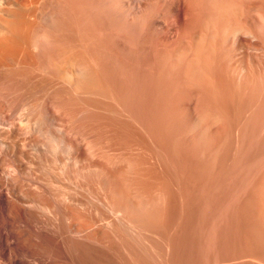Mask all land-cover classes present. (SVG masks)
Listing matches in <instances>:
<instances>
[{"label": "rangeland", "instance_id": "1", "mask_svg": "<svg viewBox=\"0 0 264 264\" xmlns=\"http://www.w3.org/2000/svg\"><path fill=\"white\" fill-rule=\"evenodd\" d=\"M3 1H5V0H3ZM8 1V0H7ZM10 1V0H9ZM8 1V2H9ZM21 2H22V0H20ZM23 1H28L27 3L26 2H23L24 3V6L26 5V10H28L29 9V12H33V13H35L34 11H36L37 13H39V12H41V13H39L38 14V16L40 17V14H41V18L42 17H44V18H40V20H39V18H38V20L41 22H43V21H46L45 22V24H44V22L43 23H41L40 25L41 26H38V23H40V22H33V23H35V25L33 24V23H30V21H28V17H26L25 18V16H27L26 14H28V12H25L26 10L24 9V8H22L24 11H21V10H17V13L16 14H21L22 16H19V14H18V18L16 17H14L13 19V23L12 24H14L13 26H12V24H11V22H12V19H11V22L9 23V26H11L10 28H12V29H10V30H12V33H10L9 32V34H8V36H6L7 37V39H3V38H6L4 35V37L2 38L1 36H2V33H0V45H2V46H0V48L2 49V51H3V56H2V58L4 57V59H7L6 57H8V54H9V51L11 52V50L12 49H18V48H16V47H18V46H20V44H22V42L24 43V38H27L26 39V41L25 42H27V40H29V38H31L32 37V35H34V31H35V29L37 28V26L38 27H40V28H42V29H44V32L45 31H48V32H45V33H47V34H50L51 36H53V33H54V30L56 31L55 32V37H58L59 38V41L60 42H62V38L64 39L65 37L64 36H66L67 35V38H65V39H67V41H68V39H71L70 41L73 43V41H74V45H73V47H72V44H71V42L70 41H68L69 43H67V41L64 39L63 40V43H64V41H66V44L64 43H62V44H60V42L58 41L57 43L55 42L54 44L53 43H51V44H53V45H49L48 43L46 44V46H45V49H46V47H47V49H46V51L50 48V50H48L47 51V53H50V51L52 50H54V51H58L59 53H60V56H61V51L63 50H65V47L64 46H66V51H69V48L70 47H68V45H71V51L72 52H78V49L80 48V46L77 44V43H80V40H77V38H79V27L81 26V23H79L77 20H78V18L80 19V17L82 18V16H80V14H79V12H80V10L82 9V8H80V7H82V5L80 4L81 2H82V0H76V1H74V0H68V2H67V0H65L64 2H63V0L61 1V0H37V2L36 3H34L36 0H23ZM44 3H43V2ZM72 1V2H71ZM79 3H78V2ZM108 1L111 3H109L108 4ZM89 0V7H90V10H89V18H90V20H89V24H88V27H90L91 26V24H92V26H91V28H88L89 30V43H88V47H91V48H88V52L86 51V53L89 55V56H87L86 57V55H85V63H83L84 65H83V67H84V69L86 70V72L89 70L90 72L92 71V70H96V74H99L98 76L99 77H101V79L103 80L102 82H104V85H105V87H107L106 89H105V91H104V94L102 93V96H98V98L99 99H97V97H95L96 95H80V94H82V93H78V92H74V91H76L72 86H71V84H69V83H67L69 80H67L66 81V79H67V77H65V75L63 76V73H61L62 71L60 70V69H62L63 68V66H61L60 67V65H62V64H64V62H62V59H60V60H56L54 63L57 65H59V68L58 69H56L57 71H53L54 73L52 74V76L51 75H49V77H48V79L45 77V79H43V78H41L42 76H40L39 77V75H37L39 72H38V70H37V68H39V65H40V59L36 56V55H34L33 57H27V58H25L24 60L22 59V58H20V57H16V59H18L19 60V64L21 65V66H23V67H25V66H27L28 67V69L25 67L24 69H23V67H21L19 64H18V61L16 62L17 64H18V66L17 65H15V67H13L11 64H9L8 66H10L11 67V70L9 69L8 70V68H10V67H8L7 69H6V71H8V72H6V71H4L3 72V75H4V73H5V75H4V79L2 80V79H0L1 80V82H2V84H0V89H1V92H0V97H2L3 95H5V96H3L2 98L3 99H1L0 98V104L2 105H0L1 107H0V130H1V132L2 131H6V130H8L9 128H10V124L11 123H17V125H19L20 127H23V128H25V127H27V126H29V129H30V133L29 134H27L26 135V137L29 139V140H33V145H32V143H30V142H32V141H29L28 139H27V141H26V143H27V145L28 146H26L25 148H24V150H25V152H27L28 153V151H29V154H27L26 156H25V159H24V163L25 162H27V163H25V164H27V167H28V169H27V172L29 173L30 171H31V169L32 168H34L35 167V169H33V171L34 172H36V173H32L31 174V176L34 174H36V175H40L41 177H42V175H43V178H48L49 176L47 175L48 174V172H49V174H51L52 172H56V174L55 175H57L58 177L59 176H61L60 178H66L69 174L70 175H72V174H75L76 173V175H78L79 176V172H74L73 173V168L71 167V165H69V164H64L65 162L67 163V158L69 157V153L67 152L68 150L65 148V146L63 145H59L58 144V141H56L55 139H54V137L51 135L52 134V129H53V127H51L52 125L54 126V128H56V129H61L62 127H64V126H66L68 123V125L66 126L68 129H73L72 130V132L73 133H77V134H75V135H77V137L78 138H81L82 139V135L84 134V136H83V138H85V137H87L88 135H90V133H91V130H92V132L94 131L95 132V130H93V129H95V127H94V125H93V123H96V120H98L97 118H101L102 117V121L105 123L104 124V133H106V135H105V137H106V140H107V142H109V144L110 145H112V147H116V149H119L116 153H118V154H120L119 152L121 151V149L120 148H122V150H124V148H125V150L121 153V155H119V161L117 162V161H115L116 159L118 160V157H116L115 158V156H110L109 155V157H111L112 159H113V157L115 158V159H111V158H109V161L111 160V162L113 161V166L114 167H116V168H114L113 166L111 167L110 165V163H109V166H110V168L112 169L113 168V172L115 171V172H118V171H116L117 169L120 171L121 169H128L127 170V172H129V173H131V174H133V175H131L130 174V177L131 176H134L135 175V179L133 180V181H135L136 183L135 184H137L138 183V181H139V183L137 184V185H140L139 187L137 186V185H134V182L131 180V178H130V180L133 182V184H132V182L131 181H129V180H127V181H129V182H125V181H122L121 183V185H123V187H125L124 189H126V183H128V187H127V189L131 186V187H133V189H135V187L137 188H139V189H142L143 191L145 190L144 188L146 187H150L149 189H150V191H149V189L147 188L146 189V192H147V190L149 191L148 193H147V195H152V196H146V192H142V190H141V192H139V189L137 188V189H135L136 191L138 190V193H136V195L133 193V192H131L132 194H131V197H130V202L128 201V203H130L131 204V206H132V203H133V201H139L140 203L141 202H144L145 201V203L143 204V205H145L146 206V198L148 199L147 201L150 203V204H152V207L153 206H155V207H153V208H155V209H153L152 207V215H151V217H153V219H147V218H145V214H143L144 215V217H142L141 216V214L139 215V217L137 216L138 215V213L136 214V212L132 215V211L131 212H129L127 215H128V217H127V215L125 216V217H123V216H121V222L123 221V223L125 224V222H127V224H129V225H132L133 226V224H135L137 227V230H136V228H135V230H134V232L135 233H133L131 236L130 235H128L126 232H125V234H127V235H124L123 236V238H124V240H118V239H116V240H118V241H116L115 239L114 240H112V239H109V242H108V244L106 243V247L104 248V246H103V248L105 249V250H103V248L102 247H99V246H97V245H95V247H92V246H94V244H87L88 245V247H87V245H85V246H83V250H81L80 249V253H79V251L77 252V253H73L71 256H72V259L70 260L71 261V263L73 262V260H74V262H73V264L75 263L76 264V262L77 261H79V262H77V264L79 263V264H133V262H134V264H264V218H262L261 219V217H264V178H263V176H264V122H263V120H262V124L261 123H259L260 121H261V118L262 119H264V116H261V115H264V112H263V110L264 109H261L262 110V113L261 112H258V111H261V110H259V107H254V106H260V104H261V102L262 103H264V99H263V94L261 95L262 96V98L261 97H258L259 95H260V92L258 91V93H259V95H257L258 93L255 91H251V92H249V91H247L248 93H250V94H248L247 92L246 93H244L243 94V96L242 97H240L239 99H238V97L237 96H234V95H231L232 94V90H233V85H232V81L231 82H228L227 80H229L230 81V76L231 75H229V74H223V75H220V79H215L214 77L212 78L211 76H209V74L207 75V74H198L199 72H196V74H198L199 76H201V77H199V76H197L196 77V74H193L192 73V70H191V72H190V69L188 70V75H186L185 76V78L184 77H178V76H176L177 77V79L179 78V80L181 79V80H184L185 82H183V81H179V80H177V79H175L174 78V76L172 77V79L170 78L169 79V77L168 78H166V85L164 86L163 84V81H162V78L160 79V77L157 75V70L155 69V67L157 68V67H159V66H156V62H155V60H154V57L153 56H155V53L153 54L152 53V49H151V51H150V49H148V48H146L147 49V51L145 50V52H148V53H146V57L148 58V56H149V58L151 57L152 58V60H151V58L149 59V61H145V60H139L138 62H137V60H136V53H134V51H135V49L134 48H129V51H133V52H127V50H125L124 51V47L122 46V45H125V44H123L124 42H126V46H127V49H128V47H132L131 45V42L129 43V38L130 37H132V38H130V40H134V37L136 36V34H138L139 32H141L142 31V29H143V27H145L147 24L145 23V22H147L148 20L147 19H149V17L147 18V17H145L146 19H144L145 20V22H144V20H142V22H141V24H137V21L133 18V8L132 7H128V5H126V3H128V2H130L131 0H118V2H115V4H114V2H113V0ZM114 1H117V0H114ZM120 1V2H119ZM194 1V15H195V17H197L198 16V18H196V19H203L204 18V15H206V13H207V11H209L208 10V7H209V5H208V2H207V4H206V0H193ZM199 3H198V2ZM205 1V2H204ZM6 2V1H5ZM34 3V5H33V3ZM40 2V4H38ZM59 2V3H58ZM91 2V3H90ZM100 2H101V4H100ZM102 2H103V4H102ZM106 2V3H105ZM131 2H133V0L131 1ZM197 4H196V3ZM29 3L31 4V5H29ZM48 5H47V4ZM68 3V4H67ZM69 3H71V4H69ZM28 4V5H27ZM44 4V5H43ZM45 4H46V6H45ZM73 4V5H72ZM76 4H78V5H76ZM114 4V5H113ZM118 6H117V5ZM5 5H7V3L5 4ZM35 5H36V7L37 8H34L35 7ZM42 5V6H41ZM68 5V8L70 7L71 8V10H70V8H69V10L67 9V6ZM72 5V6H71ZM99 5V6H98ZM102 5V6H101ZM106 5H108V6H106ZM113 5V6H112ZM126 5V6H125ZM199 5V6H198ZM200 5L202 6V7H200ZM204 5V6H203ZM30 6V7H29ZM78 6V7H77ZM111 6V7H110ZM122 7L123 8V10L120 8V7ZM155 7L153 8V9H155L157 6L156 5H154ZM208 6V7H207ZM28 7V8H27ZM40 7V8H39ZM47 7H48V9H47ZM73 7V8H72ZM98 7V8H97ZM105 7V8H104ZM197 7H199V8H197ZM34 8V9H33ZM41 9V8H44V9H42V11L41 10H39V9ZM107 8V9H106ZM112 8L114 9V10H116V11H114V10H112ZM129 8V9H128ZM132 8V9H131ZM204 8V9H203ZM33 9V10H32ZM38 11H37V10ZM74 9V10H73ZM120 11H119V10ZM158 8H156L155 9V11L157 12V11H159V10H157ZM196 9H198V10H196ZM206 9V10H205ZM54 11L53 13H55L54 15L56 16H54L53 14H50V12L49 11ZM92 10H93V12H92ZM107 10V11H106ZM108 10H109V12H108ZM129 10V11H128ZM130 10H132V11H130ZM201 10V11H200ZM203 10H204V12H203ZM19 11V12H18ZM44 11H46V13H47V16H46V13L44 12ZM48 11V12H47ZM51 11V12H52ZM71 11V12H70ZM75 12V13H73V12ZM82 11V10H81ZM101 13H100V12ZM104 11V12H103ZM106 11V12H105ZM111 11L112 12H114V13H111ZM122 11H123V13H122ZM154 11V10H153ZM152 11V12H153ZM154 11V12H155ZM197 11V12H196ZM23 12H25V13H23ZM68 12H69V14H68ZM78 12V13H77ZM91 12V13H90ZM117 14H116V13ZM121 12V13H120ZM126 12H129L128 14L126 13ZM132 12V13H131ZM151 12V13H152ZM155 12V13H156ZM197 14H196V13ZM200 12V13H199ZM202 12V13H201ZM206 12V13H205ZM25 14V15H23V14ZM36 13V14H37ZM45 13V14H44ZM74 14L73 16L75 17V15H76V20H72V19H75V18H73L72 17V19H70V17H69V15L70 14ZM80 13H82V12H80ZM93 13H96V14H93ZM100 13V14H99ZM102 13H103V15H102ZM107 13H110V14H107ZM151 13H149L151 16L153 15V13L151 14ZM154 13V14H155ZM160 14H161V12H159ZM159 13H156V14H158L156 17H158L159 16ZM43 14V15H42ZM58 14V15H57ZM79 14V15H78ZM93 14V15H92ZM113 14V16H111ZM114 14H116L115 16H114ZM125 14L127 15V16H125ZM148 14V15H149ZM155 14V15H156ZM65 15V16H64ZM66 15H68V16H66ZM77 15L78 16H80V17H78L77 18ZM82 15V14H81ZM107 15H108V17H107ZM118 15V16H117ZM149 15V16H150ZM200 15V16H199ZM203 15V16H202ZM54 16V17H53ZM70 16H72V15H70ZM101 16H103V17H101ZM122 16H123V18H122ZM203 18H202V17ZM22 17H24V18H22ZM51 17V18H50ZM59 17V18H58ZM67 17H69V21H68V18ZM105 17H107V18H105ZM110 17V18H109ZM118 17V18H117ZM120 17H121V19H120ZM55 18H56V20H55ZM58 18V19H57ZM62 18V20H60ZM64 18V19H63ZM113 18V19H112ZM115 18V19H114ZM127 18V20H128V23H126L127 22V20H125V19ZM27 21H26V20ZM52 19V20H51ZM91 19H92V21H91ZM129 19H130V21H129ZM200 19V20H201ZM37 20V21H38ZM52 21V23H51V21ZM59 21V23H58V21ZM65 20V21H64ZM72 22H71V21ZM81 20V19H80ZM94 20H96V22L94 21ZM117 20V23L115 22ZM17 21H18V23H17ZM19 21H22V22H19ZM49 21V22H48ZM62 21V22H61ZM78 22L79 24H80V26L78 27L77 25H75V23H74V26H76V27H74L75 28V30L74 31H70L69 29H70V27L71 28H73V22ZM23 22H25L24 24H26V25H24V24H22ZM68 22V23H67ZM76 22V24H78ZM95 22V23H94ZM122 22V23H121ZM125 22V23H124ZM131 22H133L132 24H130ZM17 25H16V24ZM37 23V24H36ZM50 23V24H49ZM55 23H56V25H55ZM61 23V24H60ZM67 23V24H66ZM71 23H72V25H71ZM110 23H113V25L111 24V26H110ZM120 23V24H119ZM124 23V24H123ZM135 23V24H134ZM138 23H140V21H138ZM20 25V27H19V25ZM33 24V25H32ZM42 24H44L43 26H42ZM121 24H123V25H121ZM130 24V25H129ZM143 24H146L145 26L143 25ZM16 25V26H15ZM30 25V26H29ZM31 25L33 26V29L31 28ZM48 25V26H47ZM51 25V26H50ZM68 25H69V28H68ZM71 25V26H70ZM93 25H95V26H93ZM117 25V26H116ZM120 25V26H119ZM127 27H126V26ZM132 25V26H131ZM138 25V26H137ZM140 25V26H139ZM141 25L143 26L142 28H141ZM29 26V27H28ZM54 26H55V28H54ZM116 28H115V27ZM129 26V27H128ZM135 26V27H134ZM17 27V28H16ZM20 29H19V28ZM36 27V28H35ZM51 27V29H49ZM59 27V28H58ZM62 27L63 28H65V29H63L62 30ZM109 27H110V29H109ZM112 27V28H111ZM120 27V28H119ZM121 27H123V28H121ZM140 27V28H139ZM23 28V29H22ZM35 28V29H34ZM48 30H47V29ZM57 28H58V31H59V33H57L58 31H57ZM68 29V31H67V29ZM77 28H78V36H77V34L75 33L76 32V30H77ZM113 28H115V29H113ZM119 28V29H118ZM134 30H133V29ZM135 28L136 29H138L139 30V32H136V31H138V30H135ZM30 29H31V31H30ZM81 29V28H80ZM117 29L119 30V32L117 31ZM122 29H123V32H122ZM125 29V30H124ZM128 29V30H127ZM129 29H131L132 31H131V33H130V30ZM145 29V28H144ZM15 32H14V31ZM18 30H20V31H18ZM21 30H23V31H21ZM25 30V31H24ZM50 30L53 32H50ZM66 32H65V31ZM72 30V29H71ZM113 30V31H112ZM116 30V31H115ZM26 31H28V32H26ZM43 31V30H42ZM121 31V32H120ZM128 31V32H127ZM144 31V30H143ZM19 32V33H18ZM30 32V33H29ZM50 32V33H49ZM64 33V35H63V33ZM72 32V33H71ZM90 32H91V34H90ZM109 32V33H108ZM112 34H111V33ZM117 32V33H116ZM125 32V33H124ZM14 33H17L16 35L14 34ZM24 35H23V34ZM28 33V34H27ZM62 33V34H61ZM68 33V34H67ZM69 33H71V34H73V37H72V35L70 34L69 35ZM119 33H121V34H119ZM13 36H12V35ZM31 34V36H29ZM59 34V35H58ZM76 34V35H75ZM114 34H116V35H114ZM119 34V35H118ZM126 34V35H125ZM156 34V33H155ZM160 34V36H162V35H164L163 34V32L161 33V31L159 30H157V35H159ZM74 35H75V37H74ZM92 35V37H90ZM114 35V36H113ZM117 35H118V37H117ZM125 35V36H124ZM129 35H130V37H129ZM134 37H133V36ZM156 35V36H157ZM9 36H10V38H9ZM12 36V37H11ZM18 36V37H17ZM22 36V37H21ZM24 36V37H23ZM29 36V37H28ZM68 36H70V38L68 37ZM155 36V37H156ZM9 38V39H8ZM17 40V41H15L16 43L18 42L19 44H18V46H17V44L14 42V40ZM17 38V39H16ZM20 38V39H19ZM23 38V39H22ZM75 38V39H74ZM91 38V39H90ZM127 38V41L125 40ZM156 38H159V36H157ZM1 39H2V41H4V42H7V43H10V45L9 44H5L4 42V44L2 43V41H1ZM11 39V40H10ZM55 39V38H54ZM72 39H73V41H72ZM121 39V40H120ZM175 39V38H174ZM7 40V41H6ZM9 40V41H8ZM56 40V39H55ZM93 40V41H92ZM12 41V42H11ZM22 41V42H21ZM75 41H78L77 43L75 42ZM174 41V40H173ZM21 42V43H20ZM91 42H92V44H91ZM123 42V43H122ZM129 43V45H127L128 43ZM11 43H12V46H11ZM50 43V42H49ZM120 43H122V44H120ZM16 44V45H15ZM56 44V45H55ZM90 44V45H89ZM93 44H96V45H93ZM113 44H114V46H113ZM13 45L14 46H16V47H13ZM47 45H49V46H47ZM56 47H55V46ZM58 45V46H57ZM61 45H63V46H61L62 48L64 47V49H60V46ZM77 45L79 46V47H77ZM116 45H118V46H116ZM172 45L173 46H175V43L173 42L172 43ZM4 46V47H3ZM120 46H122V47H120ZM9 47V48H8ZM58 47H59V49H58ZM67 47H68V50H67ZM76 47V48H75ZM93 47L96 49V51L93 49ZM103 47H104V49H103ZM110 49H109V48ZM7 48V49H6ZM10 48H11V50H10ZM56 48V49H55ZM82 48V47H81ZM80 48V51L81 52H84V51H82V50H84V49H81ZM102 48V49H101ZM113 48V49H112ZM118 48V49H117ZM123 48V49H122ZM91 49V50H90ZM102 50V52H101V50ZM109 49V50H108ZM132 49V50H131ZM8 52H7V51ZM90 50V51H89ZM93 50H94V53H93ZM98 50V51H97ZM106 50V51H105ZM112 50H113V52H112ZM115 50H116V52H115ZM51 51V52H52ZM54 51H53V54H55L56 55V53H54ZM118 51V52H117ZM150 51V52H149ZM153 51H154V49H153ZM57 52V53H58ZM65 52V51H64ZM70 52V51H69ZM69 52H65V53H62V55L63 54H71V53H69ZM89 52H91V53H89ZM99 52H100V54H99ZM123 52V53H122ZM125 52V53H124ZM58 53V54H59ZM80 53V52H79ZM85 53V54H86ZM115 53H118V54H115ZM120 53V54H119ZM133 55H132V54ZM7 54V55H6ZM72 54H74V53H72ZM94 54V55H93ZM104 54V55H103ZM126 54V55H125ZM153 54V56H150V55H152ZM90 55H93V56H90ZM98 56V58H97V56ZM118 56V58H117V56ZM120 55V56H119ZM58 56V55H57ZM123 56H124V58H123ZM127 58H126V57ZM133 56H135V58L133 57ZM96 58V59H98V60H96V59H94V58ZM99 57H100V59H99ZM120 57V58H119ZM36 58H38V60L36 59ZM59 58V57H58ZM93 60H91V59ZM125 59L124 61H123V59ZM136 60V62H135V60ZM146 58V59H147ZM20 59H22V60H20ZM30 59H31V62H30ZM87 59H88V61H87ZM102 59V60H101ZM118 59V60H117ZM119 59H121L120 61H119ZM27 60H29V61H27ZM33 60H35V61H33ZM46 60H48V59H46ZM64 60V59H63ZM153 60H154V62H153ZM222 60V59H221ZM5 61H7V60H5ZM26 61V63H24ZM44 61H45V59H44ZM83 61V62H84ZM95 61V62H94ZM115 61V63H113ZM116 61H118V62H116ZM127 61V62H126ZM150 61H152V62H150ZM24 64H23V63ZM36 62V63H35ZM38 62V63H37ZM48 62H50L49 63V65L51 64V66L54 68L55 67V65H54V63H52V61L49 59V61H47V64H48ZM62 62V63H61ZM92 62V63H91ZM144 64H143V63ZM146 62L147 63H150V64H146ZM6 63V64H5ZM4 63V65H7L8 64V61L7 62H5ZM10 63V62H9ZM22 63V64H21ZM34 63L37 65H35V68H33L34 66H32V65H34ZM96 63H97V65H96ZM101 63V65H103L102 67L99 65ZM141 63V64H140ZM153 63H155V64H153ZM191 63V64H190ZM189 64H188V66H190V68H192L194 65H195V63L193 64V62H190ZM27 64V65H26ZM88 64V65H87ZM92 64H94V65H92ZM113 64V65H112ZM117 64V65H116ZM121 64H126L125 65V67H123ZM138 64V65H137ZM193 64V65H192ZM25 65V66H24ZM66 65V64H65ZM144 65V66H143ZM154 65V67H152ZM158 65V64H157ZM192 65V66H191ZM20 66V68H17V67H19ZM87 66V67H86ZM94 66V68H95V66L97 67H99V68H101L102 70H100L99 68H96V69H94V68H92ZM111 66V67H110ZM117 66V67H116ZM118 66H119V68H118ZM120 66H121V68H120ZM138 66V67H137ZM145 67V68H142V67ZM150 66H151V68H150ZM37 67V68H36ZM58 67V66H57ZM65 67V66H64ZM86 67V68H85ZM108 67V68H107ZM116 67V68H118V70H120V71H118L116 68H115V70H113L114 68ZM127 67H128V69H127ZM130 67H133L132 68V70L130 69ZM134 67H136V68H134ZM15 68V69H14ZM17 68V69H16ZM90 68H92V69H90ZM105 68V69H104ZM108 69V71H107V69ZM140 69L139 71H138V69ZM35 69V70H34ZM99 71H98V70ZM127 69V70H126ZM130 69V70H129ZM134 69V70H133ZM136 69V70H135ZM142 69V70H141ZM150 69V70H149ZM151 69H153V70H151ZM156 71H155V70ZM202 69V68H201ZM17 70H18V73H17ZM23 70V71H22ZM27 70H29V72H27ZM33 70V71H32ZM106 71V72H104V71ZM129 70V72H126V71H128ZM15 73H17L18 75H19V77L16 75V73L14 74L13 72ZM20 71V72H19ZM58 71L60 72V73H58ZM88 71V72H89ZM98 71V72H97ZM116 71V72H115ZM118 71V72H117ZM123 71H125V72H123ZM156 73H155V72ZM9 72H11V73H9ZM25 72H26V74H25ZM35 72H38V73H35ZM101 72V73H100ZM108 72V73H107ZM114 72V73H113ZM131 72V73H130ZM133 72H135V73H133ZM139 74H138V73ZM147 73L146 75H144V74H141V73ZM149 72V73H148ZM152 72L154 73V74H152ZM9 73V74H8ZM13 73V74H12ZM21 73H23V74H21ZM29 74V77H31V76H34V77H31V79H33V81L32 80H30V78H27V80L25 79V76H28V74ZM34 73H35V75H36V77H35V75H34ZM58 73V74H57ZM92 73H94L93 71H92ZM105 74L106 76H104L103 74ZM117 73V75H114V74H116ZM119 73V74H118ZM128 73H130V74H128ZM151 73V74H150ZM6 74L7 75H9L10 76V78H9V76H6ZM33 74V75H32ZM128 74V75H127ZM136 74H138V75H136ZM150 74V75H149ZM191 74V75H190ZM1 77H3V75H2V72H1ZM12 75V76H11ZM14 75V76H13ZM16 75V76H15ZM55 75H57V76H55ZM59 75V76H58ZM119 75V76H118ZM130 75H132L131 77H130ZM135 75V76H134ZM142 75V76H141ZM149 75V76H148ZM159 77L158 79H157V76ZM20 76H21V78H20ZM23 76V77H22ZM54 76V77H53ZM123 76V77H122ZM137 76V77H136ZM147 76V77H146ZM155 76V77H154ZM189 76V77H188ZM0 77V78H1ZM7 79H6V78ZM39 77V78H38ZM61 77V78H60ZM135 77V78H134ZM186 77L188 78V79H186ZM199 77V78H198ZM209 77V78H208ZM227 77V78H226ZM229 77V78H228ZM19 80H17V79ZM35 78V79H34ZM41 78V79H40ZM51 78V79H50ZM52 78H53V80L55 81H53L52 80ZM57 78H59V79H57ZM64 78V79H63ZM66 78V79H65ZM125 78V79H124ZM131 78V79H130ZM153 78H155V79H153ZM197 78H198V80H197ZM221 78H223V79H226L225 81H223V79H221ZM16 79V80H15ZM39 79L41 80V81H39ZM122 79V80H121ZM134 81H133V80ZM140 79V80H139ZM143 79V80H142ZM190 79H191V81H190ZM193 79V80H192ZM209 79H212L211 81L209 80ZM216 80V81H214V80ZM5 80V81H4ZM7 80L9 81V82H7ZM30 80V81H29ZM42 80H45L44 82H46L47 80V83H44ZM61 80V81H60ZM124 80V81H123ZM127 82H126V81ZM151 80V81H150ZM161 80V81H160ZM172 80V81H171ZM173 80H177V81H173ZM189 80V81H188ZM197 80V81H196ZM200 80H201V82H200ZM217 80L218 81H222V83L224 82L225 84H226V86H225V84L223 83H221L220 84V82H217ZM18 81V82H17ZM27 81H28V83L30 84H27ZM35 81H37V82H35ZM64 81V82H63ZM156 81V82H155ZM169 81V82H168ZM180 83H179V82ZM192 81H194V84L192 83ZM0 82V83H1ZM6 82V83H5ZM20 82H21V84H20ZM30 82H32V83H30ZM43 82V83H42ZM49 82V83H48ZM63 82V83H62ZM66 82V83H65ZM123 82V83H122ZM154 82V83H153ZM176 82V83H175ZM195 82H196V84L197 85H195ZM214 82H215V84H214ZM6 85H5V84ZM24 83V84H23ZM25 83L28 85L27 87L25 86ZM35 83H36V85H35ZM39 85H38V84ZM41 83V84H40ZM52 83V84H51ZM53 83H55L54 85H53ZM127 84V85H125V84ZM143 83V84H142ZM144 83L146 84V85H144ZM150 83V85H149V87H148V84ZM152 83V84H151ZM157 83V84H156ZM159 83V84H158ZM163 83V84H162ZM170 83H173V84H171V85H169L168 86V88L170 89V90H172V92L169 90V89H165V87H167V85L168 84H170ZM178 83V84H177ZM228 83H229V85H228ZM42 84H44L43 86H42ZM66 84V88L64 87V85ZM111 84V85H110ZM135 84V85H134ZM140 84V85H139ZM156 84V85H155ZM176 84V85H175ZM182 84H184V85H182ZM190 84H192L190 87H189V85ZM232 86H231V85ZM2 85H4V86H2ZM17 85H21L20 86V88H19V86H17ZM50 85V86H49ZM110 85V86H109ZM121 85H122V87H121ZM125 85V86H124ZM152 85V86H151ZM176 87H174V86ZM179 85V86H178ZM188 87H186V86ZM214 85V86H213ZM229 87H228V86ZM2 86V87H1ZM31 86H33V88L31 87ZM45 86H47V87H45ZM53 86V87H52ZM132 86H134L133 88H131ZM155 86H157L156 87V89H157V91H155L156 89H155ZM177 86L180 88H177ZM194 86V87H193ZM196 86V87H195ZM200 86V87H199ZM216 86V87H215ZM221 86V87H220ZM225 86V87H224ZM21 87H22V89H21ZM26 87V88H25ZM29 87H30V89H29ZM38 87H39V89H38ZM42 89H41V88ZM55 87H56V89H55ZM119 87H120V89H119ZM126 87H127V89H126ZM173 87V88H172ZM184 87V88H183ZM212 87H214V89L212 88ZM231 87H232V90H231ZM6 90H4V89ZM18 88H19V90H18ZM23 88H24V90L25 91H23ZM28 88V89H27ZM33 90H32V89ZM34 88L36 89L35 91H34ZM47 88H48V90H47ZM50 88V89H49ZM54 88V89H53ZM74 90H73V89ZM112 89V91H110L111 89ZM134 88L136 89H139V88H141V91L140 90H138L137 91V89L136 90H134ZM153 88V89H152ZM219 88V89H218ZM223 88V89H222ZM230 88V89H229ZM21 89V90H20ZM43 89H45V90H47V91H45V90H43ZM69 89H71V91L69 90ZM122 89V90H121ZM126 89V90H125ZM148 91H147V90ZM175 89H179V90H176V91H174ZM184 91H183V90ZM187 89V90H186ZM222 89V90H221ZM225 89V90H224ZM228 89H229V91H228ZM13 90H16V91H13ZM18 90V91H17ZM38 90V91H37ZM39 90H40V92H39ZM55 90V92H53ZM144 90V91H143ZM162 90V91H161ZM169 90V94H171V95H169L168 94V92H165V91H168ZM181 90V91H180ZM215 90V91H214ZM221 90V91H220ZM231 90V91H230ZM264 90V89H263ZM21 92V94H20V92ZM28 93H27V92ZM32 93H31V92ZM40 94H38L37 92ZM43 91V92H42ZM51 91V92H50ZM57 91V92H56ZM69 91V92H68ZM126 91V92H125ZM133 91H135V92H133ZM142 91H143V95H142ZM183 91V92H182ZM217 91H218V93H217ZM16 92V93H15ZM19 92V93H18ZM34 92H35V94H34ZM41 92H42V94H41ZM45 92V93H44ZM48 92V93H47ZM53 92V93H52ZM74 92V93H73ZM106 92V93H105ZM125 92V93H124ZM133 92V93H132ZM155 92H157V93H155ZM165 94H164V93ZM185 92V93H184ZM222 92H224V93H227V94H224V93H222ZM228 92H230V93H228ZM253 92H254V95L256 94L257 96H254V98H253ZM27 93V94H26ZM70 93H71V95L72 96H70ZM129 94L128 96H127V94ZM136 94V96H134L135 94ZM139 93V95H137ZM146 93V94H145ZM147 93H151V95H148ZM153 93V94H152ZM160 93H162V94H160ZM182 95H181V94ZM215 93H217V94H215ZM221 93H222V95H221ZM26 94V95H25ZM31 94H32V96H31ZM35 96H34V95ZM43 94H46L45 96L43 95ZM51 94V95H50ZM79 96L78 98H76V96L77 95ZM167 94V95H166ZM174 94V95H173ZM19 95V96H18ZM36 95H37V97H36ZM49 95V96H48ZM53 95V96H52ZM57 97H56V96ZM74 95H76V96H74ZM125 95V96H124ZM140 95H142L141 97H140ZM146 95V96H145ZM173 95V96H172ZM175 95H178V96H175ZM186 97H185V96ZM217 95H220V96H217ZM229 95V96H228ZM248 95H250V96H248ZM7 96V97H6ZM22 96V97H21ZM27 96V97H26ZM31 96V97H30ZM43 96H44V98H43ZM88 96V97H87ZM129 96H130V98H129ZM132 96H134V97H132ZM143 96H144V98H143ZM161 97V96H164V97H161V98H158V97ZM165 96L167 97L166 99H165ZM169 96V97H168ZM180 96H181V98H180ZM183 96V97H182ZM214 96H216L215 98H214ZM222 96V97H221ZM233 96V97H232ZM7 99H6V98ZM11 97H15V98H11ZM19 97H20V99H19ZM25 97V98H24ZM36 97V98H35ZM39 97H41V98H39ZM47 97V98H46ZM49 97H52V98H49ZM54 97V98H53ZM56 97V98H55ZM71 97V98H70ZM73 97V98H72ZM74 97H75V99H74ZM81 97V98H80ZM83 97V98H82ZM92 97V98H91ZM151 97V98H150ZM152 97H153V99H152ZM174 97V98H173ZM179 97V98H178ZM249 97V99H250V101H248L249 99H247ZM11 98V99H10ZM33 98H35V100L33 99ZM58 98H60L59 99V101H58ZM88 98V99H87ZM128 98L130 99V101L128 100ZM147 98V99H146ZM155 98V99H154ZM173 98V99H172ZM178 98V100H176V99ZM217 98V99H216ZM226 98H228V99H226ZM233 98H235V99H233ZM260 98V99H259ZM4 99H6V101H4ZM10 99V100H9ZM13 99H15V100H13ZM19 99V100H18ZM23 101H22V100ZM40 99V100H39ZM67 99H69L68 101H67ZM72 99V100H71ZM82 99V100H81ZM84 99V100H83ZM85 99H87V100H85ZM139 99V100H138ZM142 99H145L146 101L144 102V100H142ZM151 99V100H150ZM160 99V100H159ZM169 99V100H168ZM181 99V100H180ZM223 99H224V102H225V104L223 103ZM232 99V100H231ZM243 99V100H242ZM255 99H258V100H262L261 102L260 101H255ZM8 100H9V102H8ZM18 100V101H17ZM29 101L28 103H27V101ZM31 100V101H30ZM33 100V101H32ZM37 100H38V102H37ZM51 100V101H50ZM61 100H62V102H61ZM65 100V101H64ZM71 100V101H70ZM77 100V101H76ZM80 100V101H79ZM100 101V102H98V101ZM108 102H107V101ZM126 100H128V101H126ZM131 100H132V102H131ZM134 100H135V102H134ZM149 100L151 101V102H149ZM157 100V101H156ZM174 100H176V102L174 101ZM220 100H221V102H220ZM2 101V102H1ZM17 101V102H16ZM19 101H22V102H19ZM47 101V102H46ZM48 101H49V104H48ZM58 101V102H57ZM76 101V103H74ZM82 101H83V105H82ZM89 101V102H88ZM123 101V102H122ZM139 101V102H138ZM141 101V102H140ZM161 102V105H160V102ZM168 101V102H167ZM216 101V102H215ZM234 101H236V102H234ZM248 101V102H247ZM252 101L254 102V103H252ZM5 102V103H4ZM25 102H26V104H25ZM32 102V103H31ZM34 102V103H33ZM50 102L52 103V105L50 104ZM63 102H66V103H64L63 104ZM79 104H78V103ZM89 104H88V103ZM90 102H92V103H90ZM119 102H121V103H119ZM127 104V105H125V103ZM134 102V103H133ZM153 102V103H152ZM155 102V103H154ZM164 102V103H163ZM184 104H183V103ZM218 102V103H217ZM220 102V103H219ZM234 102V103H233ZM238 102H240V103H238ZM242 102V103H241ZM22 103V104H21ZM30 103V104H29ZM38 103V104H37ZM48 104V106H47V104ZM54 103V104H53ZM56 103V104H55ZM59 103V104H58ZM62 103V104H61ZM72 103V104H71ZM81 103V104H80ZM98 103V104H97ZM100 103V104H99ZM104 103H106V104H104ZM108 103V104H107ZM124 103V104H123ZM140 103H142L141 104V106H140V104L138 105V104ZM157 103V104H156ZM159 103V104H158ZM171 103V104H170ZM177 103V104H176ZM180 103L181 104H183V106L182 105H180ZM236 103V104H235ZM248 103V104H247ZM260 103V104H259ZM39 104H40V106H39ZM87 106H86V105ZM103 104V106H104V110H103V112H105L106 110V112L105 113H102L101 111V117H100V113H99V110H98V112H96L95 110H97V108L96 107H100L99 105H102ZM123 104V105H122ZM146 106H145V105ZM156 105V107H155V105ZM166 104V105H165ZM170 104V105H169ZM196 104H197V106H196ZM241 104V105H240ZM252 106V108H254L253 109V111H254V115L256 116V117H252V115H251V112H249V110H252V108L250 107V105ZM254 106H253V105ZM255 104H257V105H255ZM29 105V106H28ZM34 105V106H33ZM35 105H36V107H35ZM45 105H46V107H45ZM51 105V106H50ZM59 105V106H58ZM69 105V106H68ZM94 105L96 106V107H94ZM106 105H108V106H106ZM125 105V106H124ZM152 105V106H151ZM168 105V106H167ZM172 105V106H171ZM178 105V106H177ZM217 105V106H216ZM219 105V106H218ZM222 107H221V106ZM227 107H226V106ZM16 106H18V107H16ZM20 106V107H19ZM27 106V107H26ZM35 107L36 109H38V111H35L36 109L34 108V110H31V108L33 109V107ZM55 106H57V107H55ZM65 107L66 109H62V107ZM90 106V107H89ZM93 108H92V107ZM127 106V107H126ZM129 106H131V109H130V107ZM141 107V110L142 111H139L140 110V107ZM150 108H149V107ZM161 106V107H160ZM163 106V107H162ZM193 106V107H192ZM214 106H216L217 108H220L221 107V109H225V108H227V109H225L224 111L226 112V118H228V117H230V118H228V121H224L223 123V128H225L226 129V131L224 130V133L227 135V136H225V139H223V142H221V143H219L218 142V140H215V134H216V137H217V134H218V132H216V131H218L219 129H218V127L217 126H219V124H216V123H214L215 121H214V119H212V121H210V119H211V117H210V115H211V113H212V111H213V113H214V111H215V109H216V107H214ZM245 106V107H244ZM11 107H12V110H10L11 109ZM21 107H22V109H21ZM38 107H40V108H38ZM44 107V108H43ZM89 107V108H88ZM105 107L107 108V109H105ZM108 107H109V111H108ZM123 107H125V108H123ZM135 109H133V108ZM146 109H145V108ZM165 107V108H164ZM176 107V108H175ZM183 108V110H182V108ZM192 107V108H191ZM198 107V108H197ZM239 107V108H238ZM242 107V108H241ZM248 107L250 108V109H248ZM15 108V109H14ZM30 110H29V109ZM42 108V109H41ZM83 108H84V110H83ZM91 108V109H90ZM95 108V109H94ZM111 108V109H110ZM128 110H127V109ZM139 108V109H138ZM147 108H148V110H147ZM156 108H159V109H156ZM195 108H197V109H195ZM209 108V109H208ZM213 108H214V110H213ZM248 109V111H247V109ZM255 108H258V110L257 109H255ZM8 109V110H7ZM17 109V110H16ZM25 109L27 110H29V112H27V111H25ZM40 109V110H39ZM53 109V110H52ZM56 109H57V111H56ZM58 109H61L60 111H62V113L58 110ZM123 109V110H122ZM151 109V110H150ZM163 109H164V111H163ZM172 109V110H171ZM181 109V110H180ZM199 109V110H198ZM203 109V110H202ZM238 109V110H237ZM242 109V110H241ZM4 110V111H3ZM6 110L8 111V112H6ZM10 110V111H9ZM41 110H43V111H41ZM69 110V111H68ZM88 110V111H87ZM94 110V112H93V114H92V111ZM116 110V112H114V111ZM154 110V111H153ZM156 110V111H155ZM161 110V111H160ZM167 110V111H166ZM173 110H174V112H173ZM180 110V111H179ZM185 110V111H184ZM201 110H202V112H201ZM12 111V112H11ZM14 111V112H13ZM35 111V112H34ZM54 112V113H52V112ZM66 111H68L69 112V114H68V112H65ZM72 111H74V112H72ZM76 111H80L79 113L78 112H76ZM83 111V112H82ZM91 111V112H90ZM113 111V112H112ZM125 111V112H124ZM129 111H131V112H129ZM133 111V112H132ZM134 111H135V113H134ZM138 111V112H137ZM148 111H149V115H148ZM157 111H160V112H162V115L163 116H159V115H161V113L160 112H157ZM185 113H184V112ZM210 112V115L208 116V114L207 113H209ZM229 111H231V112H229ZM233 111V112H232ZM238 111V112H237ZM255 111L257 112V113H261V114H256L255 113ZM26 112V113H25ZM32 112H34V114H35V117H34V119L33 120H31V122H30V120H29V123H27V119H29V114L31 115V113ZM42 114H41V113ZM43 112H45V115H44V113ZM48 112V113H47ZM51 112V113H50ZM55 112H56V115H57V119H55V118H53L54 117V114H55ZM64 112V113H63ZM82 112V113H81ZM88 112H90L89 114H88ZM141 112V113H140ZM154 112V113H153ZM171 112H173V113H171ZM197 113V114H195V113ZM206 112V115H203L204 113ZM229 112V113H228ZM235 112H237V113H235ZM243 112V113H242ZM245 112V113H244ZM247 112V113H246ZM24 113V114H23ZM37 113V114H36ZM72 113V114H71ZM85 113V115H82V114H84ZM96 113H99V115L98 114H96ZM123 113V114H122ZM125 113V114H124ZM127 113H128V115L129 114H131V116L129 115H127ZM132 113H134V114H132ZM152 113V114H151ZM159 113V114H158ZM168 115H167V114ZM170 113V114H169ZM175 113V114H174ZM179 113V114H178ZM194 113V114H193ZM201 113V114H200ZM213 113H212V115H213ZM233 114V115H231V114ZM242 113V117L240 116V114ZM249 113H250V115H249ZM12 114V115H11ZM49 114V115H48ZM63 116H62V115ZM65 114V115H64ZM75 114V115H74ZM76 114H81L80 116H82V117H80L79 115H77L76 116ZM88 114V115H87ZM145 114V115H144ZM155 114V115H154ZM173 114V115H172ZM182 114V115H181ZM201 116H200V115ZM235 114H236V117H235ZM248 114V115H247ZM5 115V116H4ZM8 115V116H7ZM10 115V116H9ZM36 115H38V118L36 117ZM41 115V116H40ZM60 115V116H59ZM87 115V116H86ZM95 115V116H94ZM104 115H106V116H104ZM170 115V116H169ZM179 115V116H178ZM185 115V116H184ZM195 115H197V117H209L208 119H206L205 121V123H206V125L204 126V124H202V123H200L199 124V122H200V120H199V122H193L194 121V117L193 116H195ZM229 115H231V116H229ZM249 117H247V116ZM260 116V118H259V116ZM29 116V117H28ZM50 116H51V118H53V119H50ZM65 116H67V117H65ZM69 116V117H68ZM74 116H76L75 118L76 119H74ZM85 116V117H84ZM99 116V117H98ZM105 117V119H104V117ZM128 116V117H127ZM134 118H133V117ZM135 116H138L139 117V119H141V120H139V119H137L138 117H135ZM144 116H146V117H144ZM152 116V117H151ZM156 116H157V118H156ZM165 116H166V118H165ZM167 116H169V117H167ZM173 116V117H172ZM175 116V117H174ZM234 116V117H233ZM258 116V117H257ZM19 117H21V118H19ZM26 117H28V118H26ZM88 119H87V118ZM131 117V118H130ZM150 117V118H149ZM161 118V120H160V118ZM164 117V118H163ZM204 117V118H205ZM251 117V118H250ZM3 118V119H2ZM8 118V119H7ZM14 118V119H13ZM35 118H37L38 120L40 119V121H38L37 119L35 120ZM47 118V119H46ZM63 118V119H62ZM66 118V119H65ZM67 118H68V120H67ZM82 118V119H81ZM91 118V119H90ZM96 120H95V119ZM136 118V119H135ZM143 118V119H142ZM146 118V119H145ZM152 118V119H151ZM167 118H168V120H167ZM185 118V119H184ZM232 118V119H231ZM237 120H236V119ZM241 118V119H240ZM250 120H252V121H249L248 119ZM260 119V120H258V119ZM11 119V120H10ZM59 119V120H58ZM65 119V120H64ZM87 119V120H86ZM150 119V121H148ZM153 119H155V120H153ZM159 119V120H158ZM164 119V120H163ZM175 119H177V120H175ZM180 119V120H179ZM182 119H183V121H182ZM244 119V121H242ZM247 119V120H246ZM2 120H4V121H2ZM19 122H18V121ZM21 120H22V122H21ZM48 120V121H47ZM50 120V121H49ZM51 120H54V121H51ZM55 120H56V122L57 121H59L58 122V124L59 125H57V123H56V125H54L55 124ZM62 120V121H61ZM84 120V121H83ZM88 120H90V121H88ZM138 121V123L140 124H138L137 123V121ZM144 120H145V122H144ZM168 122H167V121ZM173 121V123H172V121ZM186 120V121H185ZM193 120V121H192ZM254 120V121H253ZM257 120H258V123H257ZM10 121V122H9ZM25 121V122H24ZM36 121V122H35ZM45 121V122H44ZM66 121V122H65ZM71 121V122H70ZM94 121V122H93ZM141 121V122H140ZM147 121V122H146ZM152 121H154V122H152ZM163 121H166V122H163ZM171 121V122H170ZM176 121V122H175ZM185 121V122H184ZM208 121H209V123H208ZM246 121V122H245ZM5 122V123H4ZM82 123L83 125H85L84 127H83V125L82 124H80V123ZM89 122V123H88ZM132 122H134V123H132ZM144 124H143V123ZM152 124H151V123ZM178 122V123H177ZM181 122V123H180ZM187 122H189V123H187ZM211 122V123H210ZM236 122V123H235ZM238 122H240V123H238ZM248 122V123H247ZM256 122V123H255ZM2 123V124H1ZM7 123V124H6ZM10 123V124H9ZM18 123H20V124H18ZM22 123V124H21ZM24 123H26V124H24ZM32 123H34V124H32ZM43 123V124H42ZM62 123V124H61ZM64 123V124H63ZM76 123V124H75ZM85 123H87V124H85ZM137 123V124H136ZM145 123H146V126H145ZM148 123V124H147ZM155 125H154V124ZM163 123V124H162ZM171 123V124H175V125H171L170 124V126H168L169 124ZM180 123V124H179ZM198 125H197V124ZM226 123V124H225ZM230 123V124H229ZM243 123V124H242ZM250 123V124H249ZM251 123H254V124H251ZM5 124V125H4ZM38 124H39V128H38ZM46 124H48V125H46ZM50 124V125H49ZM61 124V125H60ZM72 124V125H71ZM74 124V125H73ZM79 124V125H78ZM90 124H92V126H89ZM130 124H131V126H130ZM142 124H143V126H142ZM161 126H160V125ZM196 124V125H195ZM202 124V126H200ZM214 124V125H213ZM217 126H216V125ZM229 124V125H228ZM236 124V125H235ZM237 124H239V125H237ZM242 124V125H241ZM245 124H246V126H245ZM26 125V126H25ZM34 125V126H33ZM62 125H64V126H62ZM76 125V126H75ZM82 127H81V126ZM132 125H134V126H132ZM137 127H136V126ZM148 125H149V127H148ZM188 126V125H190V126H188V127H186V126ZM224 125H225V127H224ZM231 125V126H230ZM235 125V126H234ZM243 125H244V127H243ZM249 125V126H248ZM251 125H253L254 126V128L251 126ZM46 126V127H45ZM57 126H58V128H57ZM69 126V127H68ZM74 126H75V128H74ZM141 126V127H140ZM152 126H153V128H152ZM155 126V127H154ZM175 126V127H174ZM179 126V127H178ZM183 126V127H182ZM193 126V127H192ZM196 126V127H195ZM227 126H228V128H227ZM233 126H234V128H233ZM238 126V127H237ZM241 126H242V128H241ZM37 127V128H36ZM77 127H80V128H77ZM91 127V128H90ZM106 127V128H105ZM143 127V128H142ZM147 127V128H146ZM169 127V128H168ZM181 127V128H180ZM185 127V128H184ZM231 127H232V129H231ZM245 127H246V129H245ZM248 127V128H247ZM255 127H258V128H255ZM6 128V129H5ZM35 130H34V129ZM48 128V129H47ZM76 128H77V131H76ZM85 128H87V129H85ZM144 128H146V129H144ZM148 128H149V130H150V128H152L151 130H150V132H149V130H148ZM172 128H173V134L171 133L172 132ZM175 128V129H174ZM193 128H195L194 129V131H193ZM205 128H206V130H205ZM253 128V129H252ZM27 129H28V127H27ZM41 129V130H40ZM44 129H46V130H48V131H46V130H44ZM89 129V131H87ZM107 129V130H106ZM143 129V130H142ZM156 129V130H155ZM170 131H169V130ZM180 131H179V130ZM185 129H186V131H187V133H186V131H185ZM191 129V130H190ZM241 129V130H240ZM249 129V130H248ZM263 129V130H262ZM39 130V131H38ZM79 130H81V131H79ZM86 130V131H85ZM110 130V131H109ZM167 130H168V132H167ZM176 130H178V131H176ZM190 132H189V131ZM228 130H231L232 131V133H231V131H228ZM236 130H237V132H236ZM241 132V134H240V132ZM245 130H246V132H245ZM255 130V132H253V131ZM44 133H43V132ZM51 131V132H50ZM108 131V132H107ZM115 134V135H113V133ZM144 131V132H143ZM156 133H155V132ZM158 131V132H157ZM164 131V132H163ZM192 131V132H191ZM196 131V132H195ZM250 131V132H249ZM252 131V132H251ZM259 131H260V133H259ZM41 132V133H40ZM48 132V133H47ZM80 132V133H79ZM147 132V133H146ZM149 132V133H148ZM157 135L158 134V137L154 134V133ZM169 132H170V136H169ZM228 132V133H227ZM244 132V133H243ZM247 132H249V133H247ZM258 132V133H257ZM36 133V134H35ZM83 133V134H82ZM88 133V134H87ZM117 133V134H116ZM151 133V134H150ZM163 133H164V136H163ZM168 133V134H167ZM176 133V134H175ZM177 133H179V134H177ZM180 133H182V134H180ZM196 133V134H195ZM237 133V134H236ZM247 133V134H246ZM86 134H87V136H86ZM126 134V135H125ZM154 134V135H153ZM159 134H161V135H159ZM184 134V135H183ZM189 134V135H188ZM190 134H195V136L193 135H190ZM229 134V135H228ZM232 134V136L230 137V135ZM251 134H257L256 135V138L258 139H256L255 137H252V136H255V135H251ZM259 134H260V136L261 137H259ZM37 135H39L38 136V138H37ZM42 135H43V137H42ZM147 135V136H146ZM150 135V136H149ZM152 135V136H151ZM166 135V136H165ZM172 135H174L173 137H172ZM179 135V136H178ZM214 135V136H213ZM234 135V136H233ZM237 135H238V137H237ZM243 135V136H242ZM245 135V136H244ZM246 135H248V137L246 136ZM250 135V136H249ZM32 136V137H31ZM36 136V137H35ZM80 136V137H79ZM127 136V137H126ZM131 138H130V137ZM147 138H146V137ZM155 136V137H154ZM161 136H163V137H161ZM168 136V137H167ZM182 136V137H181ZM240 136H241V138H240ZM258 136V137H257ZM30 137V138H29ZM34 137V138H33ZM41 139H40V138ZM49 137V138H48ZM53 139H51V138ZM109 137V138H108ZM114 137V138H113ZM115 137H117V138H115ZM125 138V140H124V138ZM137 137V138H136ZM140 137V138H139ZM149 137V138H148ZM154 137V138H153ZM161 137V138H160ZM165 137V138H164ZM170 137V138H169ZM175 137V138H174ZM178 139H177V138ZM246 137H247V140H246ZM263 137V138H262ZM2 139L4 138V137H1ZM130 140H129V139ZM134 138V139H133ZM150 138H152V139H150ZM160 140H159V139ZM196 138V139H195ZM210 138H211V140H210ZM229 138H230V140L231 141H234L233 143H231V141L229 140ZM232 138V139H231ZM254 138V139H253ZM262 140H261V139ZM35 139H37L36 141H35ZM40 139V140H39ZM47 139V140H46ZM49 139V140H48ZM108 139H109V141H108ZM114 139H116V140H114ZM133 139V140H132ZM136 139H139V142H138V140H136ZM141 139V140H140ZM144 139V140H143ZM155 139V140H154ZM164 139V140H163ZM175 139V140H174ZM182 139V140H181ZM226 139H228V140H226ZM237 139H238V141H237ZM252 139H253V141L254 140H256V141H252ZM41 141V142H39V141ZM110 140H112V141H114V142H116V143H114V142H112V141H110ZM117 140H118V142H117ZM124 140V141H123ZM134 140L135 141H137L139 144H142V145H144L147 149H148V147H150L149 149H151L152 150V148L154 147V148H156L155 150H154V148H153V152L155 153V152H157V153H164V154H166L167 152L166 151H170L171 153L169 154L168 153V159H170V160H168V163L169 162H171V165H167L168 167H169V169H168V167H167V171H168V174H169V176H168V178H169V181H170V183H169V185L168 186H170V187H168L169 189H168V194H169V200H170V204H169V207H168V214H167V212H166V214L167 215H164L165 217H163L162 218V212H161V210H160V208L161 207H159V205H160V195L158 194L159 193V189L161 188V186H163L161 183H160V185H158L157 183H159V182H157V181H160V180H158V179H155V178H159V176H160V178L162 179V177H163V175L165 174L164 172L166 171V169H164L165 168V166H163V163H161V162H156V160H154L153 158H151L152 156V154L150 153H148L149 152V150H147V153H145V152H143V151H140V150H138V149H136L137 147L134 145ZM152 140V141H151ZM154 140V141H153ZM159 142H157V141ZM162 140V141H161ZM167 140V141H166ZM179 142H178V141ZM262 142H261V141ZM8 141H10V142H12V140H8ZM29 141V142H28ZM34 141H35V143L37 144L38 143V145L40 146V144H41V147L44 149V152H45V154H46V156H45V158L47 157V159H43V155L42 154H40V151H37L38 149L36 148L37 146H36V144L34 143ZM43 141V142H42ZM44 141H45V144H44ZM47 141V142H46ZM53 141V142H52ZM121 142V144H120V142ZM132 141V142H131ZM141 141V142H140ZM145 141V143L143 144V142ZM166 141V142H165ZM181 141V142H180ZM198 141V142H197ZM212 141H216V142H212ZM225 141V142H224ZM241 141V142H240ZM243 141V142H242ZM248 142V143H250L249 145H248V143H246V142ZM260 141V142H259ZM49 142H51V144L52 143H54L53 145H54V147H53V145H50L49 147H48V145L50 144ZM57 144H56V143ZM114 143L115 144V146H114V144H111V143ZM124 142V143H123ZM136 142V143H137ZM153 142V143H152ZM161 142V143H160ZM193 142V143H192ZM218 142V143H217ZM241 144H240V143ZM130 144V146H129V144ZM180 143V144H179ZM210 143V144H209ZM215 143V144H214ZM226 143V144H225ZM238 143L241 145V147L238 145ZM243 143V144H242ZM254 145H253V144ZM258 143H260V144H258ZM131 144H133V145H131ZM158 144V145H157ZM177 145V146H175V145ZM183 144V145H182ZM197 146H196V145ZM223 144H225V147H224V145ZM229 144V145H228ZM232 144V145H231ZM235 144H237V145H235ZM246 146H245V145ZM263 146H262V145ZM118 145V146H117ZM121 147H120V146ZM147 145H148V147H147ZM179 145V146H178ZM191 145H193V146H195L194 148H193V146H191ZM257 145V146H256ZM261 145V146H260ZM36 146V147H35ZM46 146V147H45ZM131 146H134V147H132L131 148ZM164 146V147H163ZM166 146V147H165ZM217 146H219L220 148H219V150H218V147ZM253 146V147H252ZM50 147L52 148L53 147V149H50ZM118 147V148H117ZM128 147V148H127ZM170 147V148H169ZM177 147V148H176ZM198 147V148H197ZM199 147H200V149H199ZM202 147V148H201ZM229 147H230V149H229ZM234 149V151H232V148ZM235 147V148H234ZM238 147H240L239 148V150H238ZM245 147V148H244ZM259 147H260V150H258L259 149ZM34 148V149H33ZM47 148H49V149H47ZM61 148V149H60ZM65 148V149H64ZM135 148V149H134ZM164 148H165V150H164ZM175 150H174V149ZM197 148V149H196ZM246 148H247V151H246ZM252 148V149H251ZM255 148V149H254ZM27 149H29V150H27ZM36 149V150H35ZM47 150V153H46V150ZM61 151H60V150ZM64 149V150H63ZM132 149V150H131ZM160 151H159V150ZM168 149V150H167ZM173 149V150H172ZM199 149V150H198ZM202 149V150H201ZM216 149V151H219V152H217V154H216V151L214 152V150ZM244 149V150H243ZM49 150H52V151H49ZM163 152H162V151ZM177 150V151H176ZM222 150V151H221ZM230 150V151H229ZM238 150V151H237ZM254 150V151H253ZM263 150V151H262ZM37 151V152H36ZM65 151V152H64ZM159 151V152H158ZM165 151V152H164ZM198 151H200V152H198ZM221 151V152H220ZM232 151V152H231ZM237 151V152H236ZM239 151H240V153H239ZM248 151H249V153H248ZM255 151H257L256 153H255ZM50 152V153H49ZM52 152V153H51ZM56 154H55V153ZM144 154H143V153ZM175 154H174V153ZM223 152V153H222ZM227 152H228V154H227ZM247 152V153H246ZM253 152V153H252ZM259 152V153H258ZM261 152V153H260ZM34 153H36V155L34 154ZM61 153H63V155L61 154ZM125 153V154H124ZM133 153V154H132ZM138 153H140V155L138 154ZM178 153V154H177ZM212 153V154H211ZM216 154V155H214V154ZM220 153V155H218ZM223 154V157H222V154ZM236 153H237V157H236ZM246 153V154H245ZM254 153L255 154H257V156L256 155H254ZM31 154H33V155H31ZM50 154H52V155H50ZM65 154V155H64ZM125 155V156H123V155ZM127 154V155H126ZM131 154V156L133 157L134 156V158H130V156L128 157V158H126V156H128V155H130ZM145 154H147V155H145ZM148 154H149V156H148ZM211 154V155H210ZM227 154V157L225 156V155ZM230 154V155H229ZM249 154V155H248ZM252 154V155H251ZM262 154V155H261ZM30 155V156H29ZM50 156V157H48V156ZM55 155V157L57 156V158L58 159H56V158H54L53 156ZM59 155V156H58ZM61 155V156H60ZM67 155V156H66ZM167 155V154H166ZM175 155V156H174ZM176 155H178V156H176ZM209 155H210V157H209ZM214 155V156H213ZM250 155H251V157H250ZM258 155H260V159H258L259 158V156ZM34 156H36V157H34ZM38 156L40 157V160L42 161L41 163L43 164L44 163V166H43V168H41V170H43V171H45V172H41L42 173V175H41V173H39L40 171H39V167H37L38 165L37 164H35L33 161H35V159H36V161H37V159H38ZM67 157L66 159H65V157ZM121 156V157H120ZM125 158V159H130V161L131 160H134L135 162L137 161L138 162V165H137V163H135L134 161H131L132 162V165H128V163H130V161L129 162H127V165H125L126 164V161H125V159L123 158V157ZM136 156H138L137 158H136ZM173 156V158H175L174 160H173V158H171ZM213 156V157H212ZM218 156H221V158L219 157V159H218ZM230 156V157H229ZM235 156V157H234ZM245 156V157H244ZM35 158V159H33V158ZM52 157H53V159H52ZM142 157V158H141ZM150 159V163L152 162V165H150V163L149 164H147L148 166L150 165V167H148L149 168V170H151V171H149V170H145V169H147V166L146 165H144V163L145 162H148L149 160H148V158ZM216 157H217V159H216ZM246 159H244V158ZM248 157V158H247ZM258 157V158H257ZM121 158H122V160H121ZM147 158V159H146ZM177 158H178V161L176 162V160H177ZM223 158V159H222ZM239 158H240V160H239ZM242 158V159H241ZM250 158V159H249ZM28 159H30V160H28ZM50 159V160H49ZM61 159H65L64 161L63 160H61ZM140 160V163H139V161L138 160ZM213 159H215V160H217L216 162L213 160ZM229 159H232V160H229ZM237 159V160H236ZM31 160H33V161H31ZM48 162H47V161ZM143 161V163H142V161ZM145 160H147V161H145ZM152 160V161H151ZM211 160H213V161H211ZM218 160H219V162H218ZM223 160V161H222ZM227 160H229V161H227ZM243 160V161H242ZM245 160V161H244ZM249 160V161H248ZM55 161H57V162H55ZM61 161H63V163H61ZM115 161V162H114ZM121 161V162H120ZM124 162V164H123V162ZM173 161V162H172ZM224 161H227V162H225L224 163ZM238 161V162H237ZM47 163V165H46V163ZM54 162V163H53ZM60 162V163H59ZM134 162V163H133ZM175 162V163H174ZM213 162V163H212ZM222 162H223V165H221L222 164ZM234 162V163H233ZM236 162V163H235ZM53 163V165H51ZM120 163V164H119ZM161 163V164H160ZM167 163V164H168ZM172 163H174V164H172ZM176 163H178V164H176ZM218 164V166H216L217 164ZM233 163V164H232ZM237 163H239V164H237ZM248 163V164H247ZM30 164V165H29ZM33 164L35 165V166H33ZM118 166H117V165ZM146 164V163H145ZM170 164V163H169ZM216 164V165H215ZM228 164H231V166H228ZM238 166H237V165ZM244 165L245 164V167L244 166H242V165ZM68 167H67V166ZM116 165V166H115ZM123 165V166H122ZM139 165H144V166H139ZM159 165V166H158ZM48 166V167H47ZM52 166V167H51ZM61 166V167H60ZM66 166V167H65ZM120 166V168L121 169H119L118 167ZM127 166V167H126ZM129 166H131V167H129ZM133 166H135V167H133ZM137 166V167H136ZM139 166V167H138ZM159 167V169H158V167ZM222 166V167H221ZM32 167V168H31ZM45 167H47V168H45ZM52 168V172H51V168ZM71 167V168H70ZM146 167V168H145ZM217 167V168H216ZM224 167V168H223ZM230 167H231V169H230ZM30 168V169H29ZM37 168V169H36ZM60 168H65V170H62V169H60ZM132 168H134V169H132ZM135 168L136 169H141V168H143V169H141L140 171H144L145 170V172L147 173H149V176L152 178V177H154V179L152 178H148L147 176H145L146 177V179H145V177L143 178H141V180L143 181H141L140 180V175H138L137 176V174L138 173H140V171L138 172L137 170H136V172H138L137 174H134V170H135ZM152 168V169H151ZM228 170H230V171H228ZM233 168V169H232ZM4 170L5 169H7V165H5V167L3 168ZM3 169H0V174L2 175V174H6L5 173V171L3 170ZM45 169V170H44ZM58 170V172L59 173H62V171H64L66 174H64V172H63V174L62 175H60L58 172H57V170ZM73 169V170H72ZM116 169V170H115ZM164 169V171H162ZM215 169H217V170H215ZM221 169V170H220ZM224 169V170H223ZM10 170H11V168H10ZM9 170V171H10ZM49 170V171H48ZM54 170V171H53ZM67 170H68V172H67ZM122 170V171H123ZM132 170V171H131ZM38 171V172H37ZM134 171V172H133ZM221 171V172H220ZM223 171V172H222ZM241 173H240V172ZM11 172V176L14 178V177H16V180H17V182H19V185H22L21 187H22V189L23 190H25V191H28L29 189H28V184L29 185H31L30 184V181L29 180H27L25 177L23 178V176L21 175V174H19V173H13V168H12V171H10ZM47 172V173H46ZM70 172V173H69ZM135 172V173H136ZM144 172V173H145ZM150 172H151V174H150ZM230 172V173H229ZM31 173V172H30ZM38 173V174H37ZM46 173V174H45ZM54 173H52V174H54ZM160 173V174H159ZM163 173V174H162ZM216 173V174H215ZM226 173V174H225ZM229 173V174H228ZM59 174V175H58ZM156 174V175H155ZM223 174H225V175H223ZM230 174H232L231 176H230ZM235 174H236V176H235ZM218 175V176H217ZM221 175H223V176H221ZM3 176V175H2ZM18 176H20V177H22V178H20V177H18ZM48 176V177H47ZM66 176V177H65ZM215 176V177H214ZM89 178H88V181L90 182H88V184L89 185H91L90 186V188L93 186V188L95 189L94 191H93V188H91L92 189V191L90 190V188H89V192L88 193H86L88 196H89V198H90V196H92V194H93V196L95 197L96 196V187H95V182L92 180V183H91V179H92V177H90V176H88ZM17 178H20V179H17ZM138 178V179H137ZM148 178V179H147ZM218 178V179H217ZM226 180H225V179ZM263 178V179H262ZM215 179H216V181H215ZM230 179V180H229ZM23 182V181H25V182H21V181ZM83 180V179H82ZM112 179H109L108 181L109 182H107L106 181V183H107V187H106V189H108V191H106V196L105 197H107V195H108V199L107 198H105V199H107V202L105 203L106 205L104 206V209H103V213L100 215V213H97L96 212V209H95V207L92 205L93 203H91L90 202V204L87 206V205H82L81 206V208H86L87 209V211H88V213H91L90 215H92V216H94V217H98L99 219H100V216L102 217V218H105V221H100V222H98L96 225H94V227H92L91 229H93V228H96L97 226L99 227H101L102 225V227H104V225H106L108 222H107V220H108V218L110 219V220H112V217L111 216H113V213H114V209H112V208H119V205H121L122 204V202L120 203V202H118V201H120L119 200V198L117 197V200H116V198L115 199H112L111 198V194L110 193H108L109 192V187L111 188V181ZM137 180V181H136ZM146 180V181H145ZM152 180V181H151ZM230 182H229V181ZM220 183H219V182ZM223 181H226L225 183H223ZM263 181V182H262ZM29 182V183H28ZM131 182V183H130ZM145 182V183H144ZM147 182V183H146ZM152 183V184H150V183ZM161 182V181H160ZM28 183V184H27ZM110 183V184H109ZM156 183V184H155ZM260 183V184H259ZM95 184V185H94ZM131 184V185H130ZM145 184H147L146 186H145ZM221 186H220V185ZM110 185V186H109ZM130 185V186H129ZM133 185V186H132ZM153 185H155V187L153 186ZM158 185V186H157ZM225 185L228 187V189H227V187H225ZM259 185H260V187H259ZM261 185H262V187H261ZM135 186V187H134ZM129 188L130 189V191H135V190H133L132 188ZM159 187V188H158ZM218 187V188H217ZM26 188V189H25ZM156 188V189H155ZM260 188H261V190H260ZM28 189V190H27ZM126 189V190H127ZM132 189V190H131ZM263 189V190H262ZM61 191V190H60ZM60 191H58L59 193H60ZM155 191V192H154ZM203 191V192H202ZM89 193H90V195H89ZM92 193V194H91ZM105 193V192H104ZM140 193L142 194V193H144V195H145V197H144V199L143 198H141L142 196L140 195ZM153 193V194H152ZM157 193V194H156ZM203 193H204V196H203ZM133 194H134V196L136 197L137 196V194H139V196H137V198H135V197H133ZM258 194L260 195V196H262V197H258ZM263 194V195H262ZM159 195V196H158ZM109 196H110V198H109ZM141 196V197H140ZM93 197V198H94ZM92 198V199H93ZM135 198V199H134ZM153 198V199H152ZM258 198V199H257ZM95 199V198H94ZM112 199V200H111ZM142 199V200H141ZM151 199V201H149ZM261 201H260V200ZM258 200V201H257ZM106 201V200H105ZM112 201V202H111ZM137 201V202H138ZM159 201V202H158ZM109 202V204H107ZM114 202H115V204H114ZM132 202V203H131ZM260 204H259V203ZM116 203H117V205H116ZM118 203H119V205H118ZM153 203H155V204H153ZM158 203V204H157ZM262 203V204H261ZM63 205V204H62ZM92 205V206H91ZM115 205L117 206V207H115ZM142 205V206H143ZM87 206V207H86ZM107 206V207H106ZM114 206V207H113ZM161 206V205H160ZM94 208V209H92V208ZM110 207H111V209H110ZM111 210V211H110ZM158 210V211H157ZM161 213H160V212ZM145 212V211H144ZM93 213H94V215H93ZM96 213V214H95ZM108 214H110V215H108ZM119 215H123L122 213H118ZM263 214V215H262ZM130 215V216H129ZM133 216V217H132ZM137 218H136V217ZM122 217H123V219L124 220H122ZM126 217H127V219H126ZM130 217H132V219H129ZM135 217V218H134ZM106 218H107V220H106ZM138 219V220H137ZM142 219H144L143 221H142ZM146 219V220H145ZM126 220V221H125ZM129 220H132L131 222L129 221ZM133 220L136 222H133ZM147 220H150V223L147 221ZM153 220V221H152ZM263 222H262V221ZM109 221V220H108ZM115 221H118L119 222V227L121 226V228L119 229V227H118V224L115 222ZM114 221V225H115V227L117 226L118 228L117 229H119V230H121V232H124V228H122V226H123V223H121L120 222V220H115ZM125 221V222H124ZM102 222V223H101ZM137 222H140V223H137ZM144 224V226H142L143 224ZM146 222H148V223H146ZM101 223V224H100ZM106 223V224H105ZM121 223V224H120ZM131 223V224H130ZM133 223V224H132ZM141 225L140 227H139V225ZM145 224H147V226H145ZM150 226V227H149ZM152 226V227H151ZM124 227V226H123ZM146 229V227H148L147 228V230L149 229H151L150 230V232H149V230H148V232H147V230H145L144 228ZM143 229V231L142 230H140V232H141V234H140V232H138L139 230L138 229ZM123 229V230H122ZM136 232H137V234H136ZM143 232V233H142ZM139 235V236H138ZM141 235V236H140ZM130 236V237H129ZM113 241V242H112ZM126 241V242H125ZM111 242V243H110ZM115 242H119L118 243V245H117V243H115ZM115 243V244H114ZM126 243V244H125ZM120 244V245H119ZM122 244V245H121ZM92 245V246H91ZM110 245H112V246H110ZM115 246H118V248H115ZM123 248H121V247ZM125 246V247H124ZM126 246H128L127 247V249H126ZM87 248V250H88V248H89V250L87 251H85V249ZM93 248H95V249H92ZM97 248V249H96ZM114 248V249H113ZM107 249V250H106ZM119 249H122V250H119ZM109 250V252H107ZM95 251V252H94ZM98 251V252H97ZM115 253H114V252ZM102 252V253H101ZM104 252V253H103ZM119 252V253H118ZM82 254V255H81ZM86 254V255H85ZM107 254V255H106ZM109 254V255H108ZM113 254L115 255V256H113ZM118 254H119V256H118ZM83 256V257H80V256ZM165 256L166 258H168V261H167V263H164L163 262V257L162 256ZM75 256V257H74ZM77 257V258H76ZM116 257V258H115ZM100 258V259H99ZM113 258V259H112ZM124 258V259H123ZM127 258V259H126ZM75 259L77 260V261H75ZM105 259V260H104ZM132 259V260H131ZM82 260H84V261H82ZM107 260V261H106ZM114 260V261H113ZM110 261V262H109ZM136 261V262H135ZM101 262V263H100ZM103 262V263H102ZM105 262V263H104ZM115 262V263H114ZM71 263H69V264H71Z\"/></svg>", "mask_w": 264, "mask_h": 264}, {"label": "bare ground", "instance_id": "2", "mask_svg": "<svg viewBox=\"0 0 264 264\" xmlns=\"http://www.w3.org/2000/svg\"><path fill=\"white\" fill-rule=\"evenodd\" d=\"M6 1V2H5ZM5 1H3V0H0V33H2V38L5 36H8V34H9V32L10 33H12V30H10V29H12V28H10L11 26H9V23L11 22V19H12V22H11V24L14 22L13 20V18L15 17H19V16H22L21 14H19V16H18V14H16L17 13V10H21V11H24L22 8H24L25 10H26V5L24 6V3L23 2H26V1H23L22 0V2L20 1V0H5ZM30 1V0H29ZM34 1V0H33ZM48 1V0H47ZM62 1V0H61ZM65 0H63V2H64ZM74 1H76V0H74ZM108 1V0H107ZM126 1V0H125ZM128 1V0H127ZM126 1V2H127ZM132 1V0H131ZM128 2V3H126V5H128V7H132L133 8V18L137 21V24H141V22H142V20H144V19H146L145 17H149V19H147L148 21L147 22H145V20H144V22L147 24H143L145 27H143L142 25H141V28L143 27V29H142V31L141 32H139V28L138 29H136L135 28V30H138V31H136V32H139L138 34H136V36L134 37L133 35V37H134V40H130V38H132V37H130V35H129V43L131 42V46L132 47H128V49H127V46H126V42H122L123 44H125V45H122L123 47H124V51L125 50H127V52L129 51V48H134L135 49V51H134V53H136L135 55H136V60H137V62L140 60H145V61H149V59L151 58H149V56H148V58L146 57V53H148V52H145V50L147 51V49L146 48H148V49H154V51H153V49H152V53L154 52L155 53V56H153V54L152 55H150V56H153L154 57V60H155V62H156V66H159V67H155V69L157 70H155L156 72H157V75L160 77V79L162 78V81H163V85L165 86L166 85V78H168L169 77V79L171 78L172 79V77L174 76V78L175 79H177V77L176 76H178L179 78L181 77H184L185 78V76L186 75H188L190 72H191V70H192V73L193 74H196V72H199L198 74L200 75V74H209V76H211L212 78L214 77L215 79H220L219 77H220V75H223V74H229V75H231L230 76V81L229 80H227L228 82H231L232 83V85L234 86L233 87V90H232V87H231V92H232V94L231 95H234V96H237L238 97V99L240 98V97H242L243 96V94L244 93H246L247 91H249V92H251V91H256L257 93H258V91L260 92V95H259V93L257 94V95H259L258 97H261L262 98V94L264 95V0H206V4H207V2H208V5H209V7H208V10L209 11H207V13H206V15H204V18L203 19H196V18H198V16L197 17H195V15H194V1L193 0H133V2ZM28 2V1H27ZM26 2V3H27ZM31 2V1H30ZM37 2V0L34 2V3H36ZM43 2V1H42ZM67 2H68V0H67ZM72 2V1H71ZM78 2V1H77ZM113 2H114V4H115V2H118V0L117 1H114L113 0ZM120 2V1H119ZM198 2V1H197ZM205 2V1H204ZM7 3V5H5ZM33 3V2H32ZM31 3V4H32ZM34 3H33V5H34ZM44 3V2H43ZM59 3V2H58ZM79 3V2H78ZM91 3V2H90ZM106 3V2H105ZM110 2L108 1V4H109ZM196 3V2H195ZM199 3V2H198ZM30 3H29V5H31ZM38 4H40V2L38 3ZM47 4V3H46ZM46 4H45V6H46ZM68 4V3H67ZM69 4H71V3H69ZM81 5H82V7H80V8H82L81 10H80V12H82V13H80L79 12V14H80V16H82V18L80 17V16H78L77 15V18L78 17H80V19L78 18V22L79 23H81V26H80V24L78 23V24H76V22H73V28H71L70 27V31H74L75 30V28L74 27H76V26H74V23H75V25H77L78 27H79V34H78V28H77V30H76V34H77V36L79 35V38H77V40H80V43H77L78 41H75L79 46H80V48L81 49H84V50H82V51H84V52H81L80 51V48L78 49V52H72L71 51V45H68V47H70L69 48V51H66V46H64L65 47V52L67 53V52H69V53H74V54H63L62 55V53H65L63 50L61 51L62 53H61V56H60V53L58 54L56 51H54V53H56V55L55 54H53V51L51 52L50 51V53H47V51L48 50H50V48L46 51V49H47V47H46V49H45V46H46V44L48 43L49 45L51 44V43H57L58 41H59V38L58 37H55V30H54V33L50 30V32H52L53 33V36H51L50 34H47V33H45V32H48V31H45L44 32V29H42V28H40V27H38V26H41L40 24L41 23H43L44 22V24H45V22L47 21H39L40 20V18H41V14H40V17L38 16V14L39 13H41V12H39V13H37L36 11H34L35 13H33L32 11L31 12H29V9L28 10H26L25 12H28V14H26L27 16H25V18L26 17H28V21H30V23H33V22H40V23H38V26H37V28L35 29V33H34V35H32V37L31 38H29V40H27V42H25L26 41V39L27 38H24L25 40H24V43L22 42V44H20V46H18V42L16 43L15 41H17V40H14L13 38V40H14V42L17 44V46L18 47H16V46H14L13 45V47H16V48H18V49H12L11 50V48H10V50H11V52L9 51V54H8V57H6L7 59H4V57L2 58V56H3V51H2V49L0 48V74H1V72H2V75H3V72L4 71H6V69L8 68V67H10L12 64V66L13 67H15V65H17L18 66V64H19V60L18 59H16V57H20V58H22L23 60L25 59V58H29V57H33L34 55H36L39 59H40V65H39V68H37V70H38V72H35V73H38L37 75H39V77L40 76H42L41 78H43V79H45V77L48 79V77H49V75H51L52 76V74L54 73L53 71H57L56 69H58L59 68V65L57 64H55L54 62L56 61V60H60V59H62V62H64V64H62V65H60V67L61 66H63V68L62 69H60L62 72L61 73H63V76L65 75V77H67V79H66V81L67 80H69L67 83H69V84H71V86L76 90V91H74V92H78V93H82V94H80V95H96L95 97H97V99H99L98 98V96H102V93L104 94V91H105V89L107 88V87H105V85H104V82H102L103 80L101 79V77H99L98 75L99 74H96V70L94 71V70H92L94 73H92V71L90 72L89 70V72L87 71L86 72V70L84 69V67H83V63H85V58L87 57V56H89L87 53H86V51L88 50V48H91V47H88V43L90 42L89 41V29L88 28H91V26H92V24H91V26L90 27H88V24H89V20H90V18H89V10H90V5H89V0H82V2L80 3ZM100 4H101V2H100ZM102 4H103V2H102ZM111 4V3H110ZM113 4V5H114ZM197 4V3H196ZM28 5V4H27ZM44 5V4H43ZM48 5V4H47ZM73 5V4H72ZM71 5V6H72ZM76 5H78V4H76ZM112 5V6H113ZM117 5V4H116ZM125 5V6H126ZM154 5H156L157 7L156 8H158L157 10H159V11H155V9H153L155 6ZM42 6V5H41ZM99 6V5H98ZM102 6V5H101ZM106 6H108V5H106ZM118 6V5H117ZM199 6V5H198ZM204 6V5H203ZM30 7V6H29ZM67 7V9L69 10V8H68V5L66 6ZM78 7V6H77ZM111 7V6H110ZM120 7V6H119ZM200 7H202L201 5H200ZM28 8V7H27ZM34 8H37L36 7V5H35V7ZM33 8V9H34ZM40 8V7H39ZM38 8V9H39ZM73 8V7H72ZM98 8V7H97ZM105 8V7H104ZM122 10H123V8L122 7H120ZM131 8V9H132ZM197 8H199V7H197ZM32 9V10H33ZM42 9H44V8H41V9H39V10H41L42 11ZM47 9H48V7H47ZM107 9V8H106ZM129 9V8H128ZM204 9V8H203ZM37 10V9H36ZM70 10H71V8H70ZM74 10V9H73ZM112 10H114L113 8H112ZM119 10V9H118ZM125 10V9H124ZM123 10V11H124ZM156 12V13H159V12H161V14L159 13V16L158 17H156L158 14H156L154 11ZM196 10H198V9H196ZM206 10V9H205ZM38 11V10H37ZM52 11V10H51ZM49 11L50 12V14H55V13H53L54 11ZM91 11V10H90ZM107 11V10H106ZM105 11V12H106ZM114 11H116V10H114ZM120 11V10H119ZM123 11H122V13H123ZM126 11V10H125ZM129 11V10H128ZM130 11H132V10H130ZM153 11V12H152ZM201 11V10H200ZM19 12V11H18ZM25 12H23V13H25ZM45 13H46V11H44ZM48 12V11H47ZM71 12V11H70ZM73 12V11H72ZM76 12V11H75ZM75 12H73V13H75ZM92 12H93V10H92ZM100 12V11H99ZM104 12V11H103ZM108 12H109V10H108ZM117 12V11H116ZM115 12V13H116ZM153 13V15L151 16L149 13ZM197 12V11H196ZM195 12V13H196ZM203 12H204V10H203ZM22 13V14H23ZM37 13V14H36ZM44 13V14H45ZM78 13V12H77ZM91 13V12H90ZM101 13V12H100ZM99 13V14H100ZM111 13H114V12H112L111 11ZM121 13V12H120ZM127 14L129 13V12H126ZM132 13V12H131ZM151 13V14H152ZM156 15H155V14ZM200 13V12H199ZM202 13V12H201ZM68 14H69V12H68ZM76 14V13H75ZM82 14V15H81ZM93 14H96V13H93ZM92 14V15H93ZM107 14H110V13H107ZM117 14V13H116ZM116 14H114V16L116 15ZM150 16H149V15ZM197 14V13H196ZM23 15H25V14H23ZM43 15V14H42ZM58 15V14H57ZM70 15H72V16H70ZM69 15V17H70V19H72V17L73 18H75V19H72V20H76V15H75V17L73 16L74 14H70ZM102 15H103V13H102ZM46 16H47V13H46ZM55 16V15H54ZM53 16V17H54ZM65 16V15H64ZM66 16H68V15H66ZM111 16H113V14L111 15ZM118 16V15H117ZM125 16H127L126 14H125ZM200 16V15H199ZM56 17V16H55ZM69 17H67L68 18V21H69ZM101 17H103V16H101ZM107 17H108V15H107ZM107 17H105V18H107ZM22 18H24V17H22ZM38 18H39V20H38ZM42 18H44V17H42ZM41 18V19H42ZM51 18V17H50ZM59 18V17H58ZM57 18V19H58ZM110 18V17H109ZM118 18V17H117ZM122 18H123V16H122ZM27 19V18H26ZM25 19V20H26ZM64 19V18H63ZM108 19V18H107ZM113 19V18H112ZM115 19V18H114ZM120 19H121V17H120ZM125 19V18H124ZM38 20V21H37ZM52 20V19H51ZM50 20V21H51ZM55 20H56V18H55ZM60 20H62V18L60 19ZM125 20H127V18L125 19ZM27 21V20H26ZM58 21V20H57ZM63 21V20H62ZM61 21V22H62ZM65 21V20H64ZM71 21V20H70ZM91 21H92V19H91ZM95 22H96V20H94ZM129 21H130V19H129ZM138 21H140V23H138ZM19 22H22V21H19ZM49 22V21H48ZM72 22V21H71ZM93 22V21H92ZM94 22V23H95ZM116 23H117V20L115 21ZM17 23H18V21H17ZM25 22H23L22 24H24ZM36 23V24H37ZM47 23V22H46ZM51 23H52V21H51ZM58 23H59V21H58ZM68 23V22H67ZM66 23V24H67ZM122 23V22H121ZM125 23V22H124ZM123 23V24H124ZM126 23H128V20H127V22ZM133 22H131L130 24H132ZM16 24V23H15ZM27 24V23H26ZM26 24H24V25H26ZM34 25H35V23H33ZM32 24V25H33ZM44 24H42V26L44 25ZM50 24V23H49ZM61 24V23H60ZM111 24L113 25V23H110V26H111ZM118 24V23H117ZM120 24V23H119ZM123 24H121V25H123ZM129 24V25H130ZM135 24V23H134ZM14 24H12V26H13ZM17 25V24H16ZM15 25V26H16ZM19 25V24H18ZM31 25V28L33 29V26ZM55 25H56V23H55ZM58 25V24H57ZM56 25V26H57ZM71 25H72V23H71ZM70 25V26H71ZM30 26V25H29ZM28 26V27H29ZM45 26V25H44ZM48 26V25H47ZM51 26V25H50ZM93 26H95V25H93ZM117 26V25H116ZM120 26V25H119ZM126 26V25H125ZM132 26V25H131ZM138 26V25H137ZM140 26V25H139ZM19 27H20V25H19ZM18 27V28H19ZM115 27V26H114ZM127 27V26H126ZM129 27V26H128ZM135 27V26H134ZM17 28V27H16ZM54 28H55V26H54ZM59 28V27H58ZM58 28H57V31H58ZM68 28H69V25H68ZM81 28V29H80ZM112 28V27H111ZM116 28V27H115ZM115 28H113V29H115ZM120 28V27H119ZM118 28V29H119ZM121 28H123V27H121ZM145 28V29H144ZM20 29V28H19ZM23 29V28H22ZM47 29V28H46ZM49 29H51V27L49 28ZM56 29V28H55ZM63 29H65V28H63L62 27V30ZM67 29V28H66ZM72 29V30H71ZM109 29H110V27H109ZM117 29V31L119 32V30ZM133 29V28H132ZM10 30V31H9ZM43 30V31H42ZM48 30V29H47ZM89 30V31H88ZM125 30V29H124ZM128 30V29H127ZM130 30V33H131V29H129ZM134 30V29H133ZM144 30V31H143ZM157 30L159 31H161V33L163 32V34L164 35H162V36H160V34L159 35H157ZM14 31V30H13ZM16 31V30H15ZM14 31V32H15ZM18 31H20V30H18ZM21 31H23V30H21ZM25 31V30H24ZM30 31H31V29H30ZM60 31V30H59ZM59 31L57 32V33H59ZM65 31V30H64ZM67 31H68V29H67ZM113 31V30H112ZM116 31V30H115ZM17 32V31H16ZM26 32H28V31H26ZM49 32V33H50ZM66 32V31H65ZM64 32V33H65ZM121 32V31H120ZM122 32H123V29H122ZM128 32V31H127ZM19 33V32H18ZM30 33V32H29ZM63 33V32H62ZM61 33V34H62ZM64 33H63V35H64ZM72 33V32H71ZM71 33H69V35L71 34ZM109 33V32H108ZM111 33V32H110ZM117 33V32H116ZM125 33V32H124ZM156 33V34H155ZM15 35L17 34V33H14ZM13 34V35H14ZM23 34V33H22ZM28 34V33H27ZM55 34V35H54ZM66 34V33H65ZM68 34V33H67ZM74 34V33H73ZM73 34H71L72 35V37H73ZM75 34V35H76ZM90 34H91V32H90ZM112 34V33H111ZM119 34H121V33H119ZM118 34V35H119ZM4 35V36H3ZM12 35V34H11ZM12 35V36H13ZM24 35V34H23ZM59 35V34H58ZM75 35H74V37H75ZM114 35H116V34H114ZM113 35V36H114ZM118 35H117V37H118ZM122 35V34H121ZM120 35V36H121ZM126 35V34H125ZM124 35V36H125ZM159 36V38H156L157 36ZM11 36V37H12ZM29 36H31V34L29 35ZM28 36V37H29ZM119 36V37H120ZM156 36V37H155ZM18 37V36H17ZM22 37V36H21ZM24 37V36H23ZM65 38H67V35L66 36H64ZM69 38H70V36H68ZM90 37H92V35L90 36ZM118 37V38H119ZM9 38H10V36H9ZM8 38V39H9ZM56 40H55V39ZM64 38V39H65ZM121 38V37H120ZM175 38V39H174ZM4 40L5 39H7V37L6 38H3ZM20 39V38H19ZM23 39V38H22ZM63 38H62V42H60V44H62L63 43V40H64ZM75 39V38H74ZM91 39V38H90ZM11 40V39H10ZM58 40V41H57ZM66 41H67V39H65ZM71 39H68V41H70ZM121 40V39H120ZM126 41H127V38L125 39ZM174 40V41H173ZM1 41H2V39H1ZM7 41V40H6ZM9 41V40H8ZM66 41H64V43L66 44ZM67 41V43H69ZM72 41H73V39H72ZM93 41V40H92ZM4 41H2V43H3ZM12 42V41H11ZM20 42V43H21ZM50 42V43H49ZM71 42V41H70ZM175 43V46H173L172 45V43ZM5 44L7 43V42H4ZM3 43V44H4ZM63 43V44H64ZM122 43H120V44H122ZM128 43V42H127ZM129 43L127 44V45H129ZM7 44H9L10 45V43H7ZM15 44V45H16ZM53 44H51V45H53ZM70 44V43H69ZM71 44H72V47H73V45L75 44L74 43V41H73V43L71 42ZM91 44H92V42H91ZM49 45H47V46H49ZM56 45V44H55ZM54 45V46H55ZM77 45V47H79ZM90 45V44H89ZM93 45H96V44H93ZM0 46H2V45H0ZM11 46H12V43H11ZM58 46V45H57ZM60 46V45H59ZM61 46H63V45H61ZM60 46V49H64V47L62 48ZM113 46H114V44H113ZM116 46H118V45H116ZM122 46H120V47H122ZM4 47V46H3ZM50 47V46H49ZM56 47V46H55ZM68 47H67V50H68ZM119 47V46H118ZM9 48V47H8ZM74 48V47H73ZM76 48V47H75ZM96 48V47H95ZM94 47H93V49L96 51V49H95ZM109 48V47H108ZM7 49V48H6ZM56 49V48H55ZM58 49H59V47H58ZM87 49V50H86ZM92 49V48H91ZM90 49V50H91ZM102 49V48H101ZM100 49V50H101ZM103 49H104V47H103ZM110 49V48H109ZM108 49V50H109ZM113 49V48H112ZM118 49V48H117ZM123 49V48H122ZM151 49H150V51H151ZM89 50V51H90ZM94 50H93V53H94ZM132 50V49H131ZM7 51V50H6ZM98 51V50H97ZM106 51V50H105ZM149 51V52H150ZM8 52V51H7ZM49 52V51H48ZM80 52V53H79ZM88 52V51H87ZM101 52H102V50H101ZM112 52H113V50H112ZM115 52H116V50H115ZM118 52V51H117ZM129 52H133V51H129ZM86 53V54H85ZM89 53H91V52H89ZM96 53V52H95ZM94 53V54H95ZM123 53V52H122ZM125 53V52H124ZM93 54V55H94ZM97 54V53H96ZM99 54H100V52H99ZM115 54H118V53H115ZM120 54V53H119ZM132 54V53H131ZM149 54V53H148ZM7 55V54H6ZM58 55V56H57ZM85 55H86V57H85ZM93 55H90V56H93ZM104 55V54H103ZM126 55V54H125ZM133 55V54H132ZM97 56V55H96ZM117 56V55H116ZM120 56V55H119ZM59 57V58H58ZM126 57V56H125ZM134 58H135V56H133ZM38 58H36L37 60H38ZM88 58V57H87ZM94 58V57H93ZM97 58H98V56H97ZM117 58H118V56H117ZM120 58V57H119ZM123 58H124V56H123ZM122 58V59H123ZM127 58V57H126ZM133 58V59H134ZM147 58V59H146ZM22 59H20V60H22ZM44 59H45V61H44ZM46 59H48V60H46ZM49 59L52 61V63H54V65H55V67L53 68L52 66H51V64L49 65V63L50 62H48V64H47V61H49ZM64 59V60H63ZM91 59V58H90ZM94 59H96V58H94ZM99 59H100V57H99ZM139 59V60H138ZM222 59V60H221ZM5 60H7L8 61V64L7 65H4V63L5 62H7V61H5ZM18 61V64L16 63L17 61ZM85 60V61H84ZM92 60V59H91ZM96 60H98V59H96ZM102 60V59H101ZM118 60V59H117ZM121 59H119V61H120ZM125 59H123V61H124ZM135 60V59H134ZM136 60H135V62H136ZM151 60H152V58H151ZM154 60H153V62H154ZM27 61H29V60H27ZM33 61H35V60H33ZM84 61V62H83ZM87 61H88V59H87ZM93 61V60H92ZM122 61V60H121ZM10 62V63H9ZM30 62H31V59H30ZM61 62V63H62ZM89 62V61H88ZM95 62V61H94ZM116 62H118V61H116ZM127 62V61H126ZM150 62H152V61H150ZM190 62H193V64L195 63V65L192 67V68H190V66H188V64L190 63ZM12 63V64H11ZM23 63V62H22ZM21 63V64H22ZM24 63H26V61L24 62ZM23 63V64H24ZM36 63V62H35ZM34 63V65H32V66H34L33 68H35V64ZM38 63V62H37ZM92 63V62H91ZM113 63H115V61L113 62ZM119 63V62H118ZM139 63V62H138ZM143 63V62H142ZM145 63V62H144ZM143 63V64H144ZM6 64V63H5ZM9 64H11L10 66H8ZM66 64V65H65ZM141 64V63H140ZM146 64H150V63H147L146 62ZM153 64H155V63H153ZM158 64V65H157ZM191 64V63H190ZM189 64V65H190ZM192 64V65H193ZM20 65V64H19ZM27 65V64H26ZM86 65V64H85ZM84 65V66H85ZM88 65V64H87ZM92 65H94V64H92ZM96 65H97V63H96ZM101 67L103 66V65H101V63L99 64ZM113 65V64H112ZM117 65V64H116ZM123 67H125V65L126 64H121ZM138 65V64H137ZM191 65V66H192ZM8 66V67H7ZM21 66V65H20ZM20 66L19 67H17V68H20ZM25 66V65H24ZM37 66V65H36ZM58 66V67H57ZM144 66V65H143ZM21 67H23V66H21ZM27 69H28V67L27 66H25ZM25 67H23V69L25 68ZM87 67V66H86ZM85 67V68H86ZM111 67V66H110ZM117 67V66H116ZM115 67V68H116ZM138 67V66H137ZM142 67V66H141ZM152 67H154V65L152 66ZM16 68V69H17ZM92 68H94V66L92 67ZM92 68H90V69H92ZM96 68H99L98 66L96 67L95 66V68L94 69H96ZM108 68V67H107ZM106 68V69H107ZM114 68V67H113ZM115 68L113 69V70H115ZM118 68H119V66H118ZM118 68H116L117 70H118ZM120 68H121V66H120ZM132 68L133 67H130V69L132 70ZM134 68H136V67H134ZM142 68H145V67H142ZM150 68H151V66H150ZM202 68V69H201ZM11 70V67L10 68H8V70ZM15 69V68H14ZM100 70H102L101 68H99ZM105 69V68H104ZM122 69V68H121ZM127 69H128V67H127ZM126 69V70H127ZM129 69V70H130ZM138 69V68H137ZM190 69V72L188 73V70ZM25 70V69H24ZM35 70V69H34ZM98 70V69H97ZM129 70L128 71H126V72H129ZM134 70V69H133ZM136 70V69H135ZM140 69H138V71H139ZM142 70V69H141ZM150 70V69H149ZM151 70H153V69H151ZM23 71V70H22ZM33 71V70H32ZM99 71V70H98ZM97 71V72H98ZM104 71V70H103ZM107 71H108V69H107ZM118 71H120V70H118ZM117 71V72H118ZM154 71V72H155ZM6 72H8V71H6ZM5 72V73H6ZM13 72V71H12ZM20 72V71H19ZM27 72H29V70H27ZM104 72H106V71H104ZM116 72V71H115ZM121 72V71H120ZM123 72H125V71H123ZM125 72V73H126ZM155 72V73H156ZM5 73H4V75H5ZM9 73H11V72H9ZM8 73V74H9ZM14 73V72H13ZM12 73V74H13ZM16 73V72H15ZM14 73V74H15ZM17 73H18V70H17ZM16 73V75L19 77V73L17 74ZM30 73V72H29ZM35 73H34V75H35ZM58 73H60L59 71H58ZM57 73V74H58ZM101 73V72H100ZM108 73V72H107ZM114 73V72H113ZM122 73V72H121ZM131 73V72H130ZM130 73H128V74H130ZM133 73H135V72H133ZM138 73V72H137ZM141 73V72H140ZM149 73V72H148ZM21 74H23V73H21ZM25 74H26V72H25ZM28 74V73H27ZM103 74V73H102ZM119 74V73H118ZM127 74V75H128ZM139 74V73H138ZM138 74H136V75H138ZM141 74H144V73H141ZM147 73H145L144 75H146ZM151 74V73H150ZM149 74V75H150ZM152 74H154L153 72H152ZM186 74V75H185ZM198 74H196V77L197 76H199ZM4 75H3V77H1V75H0V79H4ZM15 75V76H16ZM33 75V74H32ZM104 76H106L105 74H103ZM114 75H117V73L116 74H114ZM148 75V76H149ZM156 75V76H157ZM191 75V74H190ZM6 76H9V75H7L6 74ZM12 76V75H11ZM14 76V75H13ZM55 76H57V75H55ZM59 76V75H58ZM119 76V75H118ZM132 75H130V77H131ZM135 76V75H134ZM142 76V75H141ZM157 76V79L159 78ZM224 76V75H223ZM23 77V76H22ZM30 78V80H32L33 81V79H31V77H34V76H31V77H29V74H28V76H25V79L27 80V78ZM35 77H36V75H35ZM38 77V78H39ZM54 77V76H53ZM123 77V76H122ZM137 77V76H136ZM147 77V76H146ZM155 77V76H154ZM189 77V76H188ZM199 77H201V76H199ZM198 77V78H199ZM225 77V76H224ZM6 78V77H5ZM9 78H10V76H9ZM20 78H21V76H20ZM37 78V77H36ZM40 78V79H41ZM61 78V77H60ZM135 78V77H134ZM179 78L177 79V80H179ZM198 78H197V80H198ZM209 78V77H208ZM227 78V77H226ZM229 78V77H228ZM2 79V80H3ZM7 79V78H6ZM17 79V78H16ZM15 79V80H16ZM19 79V78H18ZM17 79V80H18ZM35 79V78H34ZM39 79V81H41ZM51 79V78H50ZM57 79H59V78H57ZM64 79V78H63ZM125 79V78H124ZM131 79V78H130ZM153 79H155V78H153ZM183 79V78H182ZM186 79H188L187 77H186ZM221 79H223V78H221ZM29 80V81H30ZM52 80H53V78H52ZM122 80V79H121ZM133 80V79H132ZM135 80V79H134ZM133 80V81H134ZM140 80V79H139ZM143 80V79H142ZM177 80H173V81H177ZM181 80V79H180ZM179 80V81H180ZM193 80V79H192ZM196 80V81H197ZM210 81L212 80V79H209ZM214 80V79H213ZM226 79H223V81H225ZM5 81V80H4ZM19 81V80H18ZM17 81V82H18ZM43 82L45 81V80H42ZM48 81V80H47ZM47 81L46 82H44V83H47ZM54 81V80H53ZM61 81V80H60ZM124 81V80H123ZM126 81V80H125ZM151 81V80H150ZM161 81V80H160ZM172 81V80H171ZM178 81V82H179ZM181 81H183V82H185L184 80H181ZM180 81V82H181ZM189 81V80H188ZM190 81H191V79H190ZM199 81V80H198ZM214 81H216V80H214ZM0 82H1V80H0ZM7 82H9L8 80H7ZM34 82V81H33ZM35 82H37V81H35ZM42 82V83H43ZM55 82V81H54ZM64 82V81H63ZM62 82V83H63ZM127 82V81H126ZM156 82V81H155ZM169 82V81H168ZM179 82V83H180ZM200 82H201V80H200ZM217 82H220V84L222 83V81H218L217 80ZM6 83V82H5ZM4 83V84H5ZM30 83H32V82H30ZM49 83V82H48ZM66 83V82H65ZM123 83V82H122ZM154 83V82H153ZM176 83V82H175ZM192 83L194 84V81H192ZM224 83V82H223ZM222 83V84H223ZM0 84H2V82L0 83ZM20 84H21V82H20ZM24 84V83H23ZM27 84H29L28 83V81H27ZM26 83H25V86L27 87L28 85H27ZM38 84V83H37ZM41 84V83H40ZM52 84V83H51ZM55 83H53V85H54ZM125 84V83H124ZM143 84V83H142ZM152 84V83H151ZM157 84V83H156ZM155 84V85H156ZM159 84V83H158ZM171 84H173V83H170V84H168L167 85V87H165V89L167 90V89H169L168 88V86L169 85H171ZM178 84V83H177ZM198 84V83H197ZM196 84V82H195V85H197ZM214 84H215V82H214ZM225 84V83H224ZM6 85V84H5ZM30 85V84H29ZM35 85H36V83H35ZM39 85V84H38ZM44 84H42V86H43ZM56 85V84H55ZM111 85V84H110ZM109 85V86H110ZM125 85H127V84H125ZM124 85V86H125ZM135 85V84H134ZM140 85V84H139ZM144 85H146L145 83H144ZM149 85H150V83L148 84V87H149ZM176 85V84H175ZM182 85H184V84H182ZM192 84H190L189 85V87L191 86ZM199 85V84H198ZM228 85H229V83H228ZM227 85V86H228ZM231 85V84H230ZM231 85V86H232ZM2 86H4V85H2ZM1 86V87H2ZM17 86H19V85H17ZM21 86V85H20ZM20 86H19V88H20ZM37 86V85H36ZM50 86V85H49ZM66 86V84L64 85V87ZM107 86V85H106ZM152 86V85H151ZM174 86V85H173ZM179 86V85H178ZM177 86V88H179ZM186 86V85H185ZM214 86V85H213ZM225 86H226V84H225ZM224 86V87H225ZM25 87V88H26ZM32 88H33V86H31ZM45 87H47V86H45ZM53 87V86H52ZM121 87H122V85H121ZM134 86H132L131 88H133ZM156 87L157 86H155V89H156ZM175 87V86H174ZM187 87V86H186ZM194 87V86H193ZM196 87V86H195ZM200 87V86H199ZM216 87V86H215ZM221 87V86H220ZM229 87V86H228ZM19 88H18V90H19ZM31 88V89H32ZM41 88V87H40ZM66 88V87H65ZM72 88V89H73ZM173 88V87H172ZM176 88V87H175ZM184 88V87H183ZM188 88V87H187ZM213 89H214V87H212ZM4 89V88H3ZM21 89H22V87H21ZM20 89V90H21ZM28 89V88H27ZM29 89H30V87H29ZM38 89H39V87H38ZM42 89V88H41ZM50 89V88H49ZM54 89V88H53ZM55 89H56V87H55ZM73 89V90H74ZM111 89V88H110ZM119 89H120V87H119ZM126 89H127V87H126ZM125 89V90H126ZM137 89V88H136ZM135 88H134V90H136ZM153 89V88H152ZM180 89V88H179ZM179 89H175L174 91H176V90H179ZM219 89V88H218ZM223 89V88H222ZM221 89V90H222ZM230 89V88H229ZM229 89H228V91H229ZM5 90V89H4ZM17 90V91H18ZM33 90V89H32ZM36 89L34 88V91H35ZM43 90H45V89H43ZM47 90H48V88H47ZM47 90H45V91H47ZM70 91H71V89H69ZM122 90V89H121ZM128 90V89H127ZM138 90H140L141 91V88H139V89H137V91ZM147 90V89H146ZM170 90V89H169ZM169 90L168 91H165V92H168V94L170 93L169 92ZM173 90V89H172ZM172 90H170L171 92H172ZM183 90V89H182ZM187 90V89H186ZM220 90V91H221ZM225 90V89H224ZM6 91V90H5ZM13 91H16V90H13ZM23 91H25L24 90V88H23ZM38 91V90H37ZM36 91V92H37ZM110 91H112V89L110 90ZM144 91V90H143ZM143 91H142V95H143ZM148 91V90H147ZM155 91H157V89L155 90ZM162 91V90H161ZM181 91V90H180ZM184 91V90H183ZM182 91V92H183ZM215 91V90H214ZM0 92H1V89H0ZM20 92V91H19ZM18 92V93H19ZM22 92V91H21ZM21 92H20V94H21ZM27 92V91H26ZM31 92V91H30ZM39 92H40V90H39ZM43 92V91H42ZM42 92H41V94H42ZM51 92V91H50ZM53 92H55V90L53 91ZM52 92V93H53ZM57 92V91H56ZM69 92V91H68ZM72 92V91H71ZM73 92V93H74ZM126 92V91H125ZM124 92V93H125ZM133 92H135V91H133ZM132 92V93H133ZM177 92V91H176ZM254 92H253V98H254V96H257L256 94L254 95ZM16 93V92H15ZM28 93V92H27ZM26 93V94H27ZM32 93V92H31ZM38 93V92H37ZM45 93V92H44ZM48 93V92H47ZM106 93V92H105ZM155 93H157V92H155ZM164 93V92H163ZM185 93V92H184ZM217 93H218V91H217ZM217 93H215V94H217ZM222 93H224V92H222ZM222 93H221V95H222ZM228 93H230V92H228ZM248 93V92H247ZM25 94V95H26ZM34 94H35V92H34ZM33 94V95H34ZM39 94V93H38ZM127 94V93H126ZM135 94V93H134ZM146 94V93H145ZM148 95H151V93L149 94V93H147ZM153 94V93H152ZM160 94H162V93H160ZM165 94V93H164ZM181 94V93H180ZM224 94H227V93H224ZM248 94H250V93H248ZM40 95V94H39ZM44 96L46 95V94H43ZM51 95V94H50ZM77 95V94H76ZM76 95H74V96H76ZM105 95V94H104ZM129 94H127V96H128ZM137 95H139V93L137 94ZM142 95H140V97L142 96ZM167 95V94H166ZM169 95H171V94H169ZM174 95V94H173ZM172 95V96H173ZM182 95V94H181ZM251 95V94H250ZM250 95H248V96H250ZM1 96V95H0ZM3 96H5V95H3ZM2 96V97H3ZM19 96V95H18ZM31 96H32V94H31ZM30 96V97H31ZM35 96V95H34ZM44 96H43V98H44ZM49 96V95H48ZM53 96V95H52ZM56 96V95H55ZM70 96H72L71 95V93H70ZM125 96V95H124ZM134 96H136V94L134 95ZM134 96H132V97H134ZM146 96V95H145ZM175 96H178V95H175ZM185 96V95H184ZM217 96H220V95H217ZM223 96V95H222ZM221 96V97H222ZM229 96V95H228ZM2 97H0L1 99H3ZM7 97V96H6ZM5 97V98H6ZM22 97V96H21ZM27 97V96H26ZM36 97H37V95H36ZM35 97V98H36ZM57 97V96H56ZM55 97V98H56ZM79 96L77 95L76 96V98H78ZM88 97V96H87ZM161 97H164V96H161ZM160 96L158 97V98H161ZM169 97V96H168ZM183 97V96H182ZM186 97V96H185ZM216 96H214V98H215ZM233 97V96H232ZM244 97V96H243ZM11 98H15V97H11ZM10 98V99H11ZM25 98V97H24ZM35 98H33L34 100H35ZM39 98H41V97H39ZM47 98V97H46ZM49 98H52V97H49ZM54 98V97H53ZM71 98V97H70ZM73 98V97H72ZM81 98V97H80ZM83 98V97H82ZM92 98V97H91ZM129 98H130V96H129ZM128 98V100L130 101V99ZM143 98H144V96H143ZM151 98V97H150ZM167 97L165 96V99H166ZM174 98V97H173ZM172 98V99H173ZM179 98V97H178ZM178 98L176 99V100H178ZM180 98H181V96H180ZM7 99V98H6ZM6 99H4V101H6ZM9 99V100H10ZM19 99H20V97H19ZM18 99V100H19ZM59 99L60 98H58V101H59ZM74 99H75V97H74ZM79 99V98H78ZM88 99V98H87ZM87 99H85V100H87ZM147 99V98H146ZM152 99H153V97H152ZM155 99V98H154ZM217 99V98H216ZM226 99H228V98H226ZM233 99H235V98H233ZM247 99H249V97L247 98ZM251 99V98H250ZM250 99L248 100V101H250ZM260 99V98H259ZM263 99H264V96H263ZM9 100H8V102H9ZM13 100H15V99H13ZM17 100V101H18ZM22 100V99H21ZM40 100V99H39ZM69 99H67V101H68ZM72 100V99H71ZM70 100V101H71ZM82 100V99H81ZM84 100V99H83ZM128 100H126V101H128ZM139 100V99H138ZM142 100H144V102L146 101L145 99H142ZM151 100V99H150ZM149 100V102H151ZM160 100V99H159ZM169 100V99H168ZM176 100H174L175 102H176ZM181 100V99H180ZM232 100V99H231ZM243 100V99H242ZM260 101V100H258V99H255V101ZM16 101V102H17ZM23 101V100H22ZM22 101H19V102H22ZM27 101V100H26ZM31 101V100H30ZM33 101V100H32ZM51 101V100H50ZM57 101V102H58ZM65 101V100H64ZM77 101V100H76ZM76 101L74 102V103H76ZM80 101V100H79ZM98 101V100H97ZM107 101V100H106ZM157 101V100H156ZM179 101V100H178ZM247 101V102H248ZM262 101V100H261ZM260 101V102H261ZM2 102V101H1ZM29 101H27V103H28ZM37 102H38V100H37ZM47 102V101H46ZM60 102V101H59ZM61 102H62V100H61ZM89 102V101H88ZM87 102V103H88ZM98 102H100V101H98ZM108 102V101H107ZM123 102V101H122ZM131 102H132V100H131ZM134 102H135V100H134ZM133 102V103H134ZM139 102V101H138ZM141 102V101H140ZM160 102V101H159ZM168 102V101H167ZM216 102V101H215ZM220 102H221V100H220ZM219 102V103H220ZM234 102H236V101H234ZM233 102V103H234ZM5 103V102H4ZM32 103V102H31ZM34 103V102H33ZM64 103H66V102H63V104ZM78 103V102H77ZM90 103H92V102H90ZM119 103H121V102H119ZM125 103V102H124ZM123 103V104H124ZM153 103V102H152ZM155 103V102H154ZM164 103V102H163ZM183 103V102H182ZM218 103V102H217ZM223 103L225 104V102H224V99H223ZM237 103V102H236ZM235 103V104H236ZM238 103H240V102H238ZM242 103V102H241ZM252 103H254L253 101H252ZM22 104V103H21ZM25 104H26V102H25ZM30 104V103H29ZM38 104V103H37ZM47 104V103H46ZM48 104H49V101H48ZM48 104H47V106H48ZM50 104L52 105V103L50 102ZM54 104V103H53ZM56 104V103H55ZM59 104V103H58ZM62 104V103H61ZM67 104V103H66ZM72 104V103H71ZM79 104V103H78ZM81 104V103H80ZM84 103H83V101H82V105H83ZM89 104V103H88ZM87 104V105H88ZM98 104V103H97ZM100 104V103H99ZM104 104H106V103H104ZM108 104V103H107ZM122 104V105H123ZM138 104V103H137ZM140 104V103H139ZM138 104V105H139ZM142 104V103H141ZM141 104H140V106H141ZM157 104V103H156ZM159 104V103H158ZM171 104V103H170ZM169 104V105H170ZM177 104V103H176ZM184 104V103H183ZM183 104H181L180 103V105H182L183 106ZM248 104V103H247ZM260 104V103H259ZM1 105V104H0ZM50 105V106H51ZM86 105V104H85ZM86 105V106H87ZM125 105H127L126 103H125ZM124 105V106H125ZM145 105V104H144ZM155 105V104H154ZM160 105H161V102H160ZM166 105V104H165ZM241 105V104H240ZM250 105V104H249ZM253 105V104H252ZM255 105H257V104H255ZM2 106V105H1ZM0 106V107H1ZM29 106V105H28ZM34 106V105H33ZM32 106V107H33ZM39 106H40V104H39ZM59 106V105H58ZM69 106V105H68ZM100 107H96L95 105H94V107H96L97 108V110H95L96 112H98V110H99V113H100V117H101V112L102 113H105V112H103V110H104V106H103V104L102 105H99ZM106 106H108V105H106ZM139 106V107H140ZM146 106V105H145ZM152 106V105H151ZM168 106V105H167ZM172 106V105H171ZM178 106V105H177ZM196 106H197V104H196ZM217 106V105H216ZM216 106H214V107H216ZM219 106V105H218ZM221 106V105H220ZM226 106V105H225ZM254 106V105H253ZM16 107H18V106H16ZM20 107V106H19ZM27 107V106H26ZM35 107H36V105H35ZM35 107H33V109L31 108V110H34V108ZM45 107H46V105H45ZM55 107H57V106H55ZM62 107V106H61ZM66 107V106H65ZM65 107H62V109L64 108V109H66ZM90 107V106H89ZM88 107V108H89ZM92 107V106H91ZM127 107V106H126ZM130 107V109H131V106H129ZM142 107V106H141ZM141 107H140V110L139 111H142L141 110ZM149 107V106H148ZM155 107H156V105H155ZM161 107V106H160ZM163 107V106H162ZM193 107V106H192ZM191 107V108H192ZM222 107V106H221ZM221 107L220 108H217L216 107V109H215V111H214V113H213V111H212V113H213V115H212V113H211V115H210V112L209 113H207L208 114V116L210 115V117H211V119L209 118V117H197V115H195V116H193L194 117V121L193 122H199V120H200V122H199V124L200 123H202V124H204V126L206 125V119H210V121H212V119H214V123H216V124H219V126H217L216 124V126L218 127V131H216V132H218V134H217V137H216V134H215V140H218V142L219 143H221V142H223V139H225V136H227L225 133H224V130L226 131V129L225 128H223V122L226 120V121H228V118H230V117H228V118H226V110L225 109H227V108H225V109H221ZM227 107V106H226ZM245 107V106H244ZM250 107L252 108V106L250 105ZM254 107H259V110H261V109H264V103H262L261 102V104H260V106L258 105V106H254ZM38 108H40V107H38ZM44 108V107H43ZM93 108V107H92ZM123 108H125V107H123ZM133 108V107H132ZM145 108V107H144ZM150 108V107H149ZM165 108V107H164ZM176 108V107H175ZM182 108V107H181ZM198 108V107H197ZM197 108H195V109H197ZM239 108V107H238ZM242 108V107H241ZM15 109V108H14ZM21 109H22V107H21ZM29 109V108H28ZM27 109V110H28ZM36 109V108H35ZM42 109V108H41ZM91 109V108H90ZM95 109V108H94ZM105 109H107L106 107H105ZM111 109V108H110ZM127 109V108H126ZM134 109V108H133ZM139 109V108H138ZM146 109V108H145ZM156 109H159V108H156ZM209 109V108H208ZM247 109V108H246ZM248 109H250L249 107H248ZM248 109H247V111H248ZM253 109L254 108H252V110H249V112H251V115H252V117L254 118V117H256L253 113H254V111H253ZM255 109H257L258 110V108H255ZM8 110V109H7ZM6 110V112H8ZM10 110H12V107H11V109ZM9 110V111H10ZM17 110V109H16ZM26 109H25V111H27ZM30 110V109H29ZM29 110L27 111V112H29ZM40 110V109H39ZM53 110V109H52ZM59 111L61 110V109H58ZM83 110H84V108H83ZM123 110V109H122ZM128 110V109H127ZM135 110V109H134ZM147 110H148V108H147ZM151 110V109H150ZM172 110V109H171ZM181 110V109H180ZM179 110V111H180ZM182 110H183V108H182ZM199 110V109H198ZM203 110V109H202ZM202 110H201V112H202ZM213 110H214V108H213ZM225 110V111H224ZM238 110V109H237ZM242 110V109H241ZM4 111V110H3ZM35 111H38V109H36ZM34 111V112H35ZM41 111H43V110H41ZM56 111H57V109H56ZM63 111V110H62ZM62 111H60L61 113H62ZM69 111V110H68ZM68 111H66V112H68ZM88 111V110H87ZM101 111V112H100ZM108 111H109V107H108ZM114 111V110H113ZM112 111V112H113ZM154 111V110H153ZM156 111V110H155ZM161 111V110H160ZM160 111H157V112H160ZM163 111H164V109H163ZM167 111V110H166ZM185 111V110H184ZM183 111V112H184ZM12 112V111H11ZM14 112V111H13ZM34 112H32L31 113V115L29 114V119H27L28 121H27V123H29V120H30V122H31V120H33L34 119V117H35V114H34ZM52 112V111H51ZM50 112V113H51ZM58 112V111H57ZM65 112V111H64ZM63 112V113H64ZM65 112V113H66ZM72 112H74V111H72ZM76 112H78V111H76ZM80 112V111H79ZM78 112V113H79ZM83 112V111H82ZM81 112V113H82ZM91 112V111H90ZM90 112H88V114L90 113ZM93 112H94V110L92 111V114H93ZM114 112H116V110L114 111ZM125 112V111H124ZM129 112H131V111H129ZM133 112V111H132ZM138 112V111H137ZM173 112H174V110H173ZM173 112H171V113H173ZM229 112H231V111H229ZM228 112V113H229ZM233 112V111H232ZM238 112V111H237ZM237 112H235V113H237ZM253 112V113H252ZM258 112H261L262 113V110L261 111H258ZM263 112H264V110H263ZM26 113V112H25ZM41 113V112H40ZM44 113V115H45V112H43ZM48 113V112H47ZM52 113H54V112H52ZM75 113V112H74ZM99 113H96V114H98L99 115ZM107 113V112H106ZM134 113H135V111H134ZM134 113H132V114H134ZM141 113V112H140ZM154 113V112H153ZM161 113V115H159V116H163L162 115V112H160ZM185 113V112H184ZM195 113V112H194ZM193 113V114H194ZM198 113V112H197ZM197 113H195V114H197ZM243 113V112H242ZM242 113L240 114V116L242 115ZM245 113V112H244ZM247 113V112H246ZM255 113L256 114H261V113H257L256 111H255ZM24 114V113H23ZM37 114V113H36ZM42 114V113H41ZM68 114H69V112H68ZM72 114V113H71ZM87 114V115H88ZM123 114V113H122ZM125 114V113H124ZM152 114V113H151ZM159 114V113H158ZM167 114V113H166ZM170 114V113H169ZM175 114V113H174ZM179 114V113H178ZM201 114V113H200ZM199 114V115H200ZM231 114V113H230ZM12 115V114H11ZM49 115V114H48ZM62 115V114H61ZM65 115V114H64ZM70 115V114H69ZM75 115V114H74ZM77 115H79V114H76V116ZM81 115V114H80ZM79 115V116H80ZM82 115H85V113L84 114H82ZM86 115V116H87ZM127 115H128V113H127ZM130 116H131V114H129ZM128 115V116H129ZM135 115V114H134ZM145 115V114H144ZM148 115H149V111H148ZM155 115V114H154ZM168 115V114H167ZM173 115V114H172ZM182 115V114H181ZM203 115H206V112L203 114ZM231 115H233V114H231ZM231 115H229V116H231ZM248 115V114H247ZM246 115V116H247ZM249 115H250V113H249ZM5 116V115H4ZM8 116V115H7ZM10 116V115H9ZM41 116V115H40ZM57 117V115H56V112H55V114H54V117L53 118H55V119H57L56 117ZM60 116V115H59ZM63 116V115H62ZM76 116H74V119H76L75 117ZM95 116V115H94ZM104 116H106V115H104ZM103 116V117H104ZM127 116V117H128ZM150 116V115H149ZM170 116V115H169ZM169 116H167V117H169ZM179 116V115H178ZM185 116V115H184ZM201 116V115H200ZM259 116V115H258ZM257 116V117H258ZM261 116H264V115H261ZM28 117H26V118H28ZM36 117L38 118V115H36ZM65 117H67V116H65ZM69 117V116H68ZM80 117H82V116H80ZM85 117V116H84ZM99 117V116H98ZM133 117V116H132ZM135 117H138V116H135ZM144 117H146V116H144ZM152 117V116H151ZM173 117V116H172ZM175 117V116H174ZM234 117V116H233ZM235 117H236V114H235ZM242 117V116H241ZM248 117V116H247ZM19 118H21V117H19ZM37 118H35V120L37 119ZM53 118H51V116H50V119H53ZM87 118V117H86ZM131 118V117H130ZM134 118V117H133ZM150 118V117H149ZM156 118H157V116H156ZM160 118V117H159ZM164 118V117H163ZM165 118H166V116H165ZM237 118V117H236ZM235 118V119H236ZM243 118V117H242ZM249 118V117H248ZM247 118V119H248ZM251 118V117H250ZM259 118H260V116H259ZM3 119V118H2ZM8 119V118H7ZM14 119V118H13ZM44 119V118H43ZM42 119V120H43ZM47 119V118H46ZM63 119V118H62ZM66 119V118H65ZM64 119V120H65ZM82 119V118H81ZM88 119V118H87ZM86 119V120H87ZM91 119V118H90ZM95 119V118H94ZM98 120H96V123H93V125H94V127H95V129H93V130H95V132L93 131L92 132V130H91V133H90V135H88L87 136V134H86V136L87 137H85V138H83V136H84V134L81 136L82 137V139L81 138H78L77 137V133L75 132V133H73L72 132V130L71 129H68L66 126L69 124H67L66 126H64V125H62V126H64V127H62L61 129H56V128H54V126L52 125L51 127H53V129H52V136L54 137V139L56 140V141H58V144L61 146H65V148L68 150L67 152L69 153V157L67 158V157H65V159L67 158V163L65 162L64 164H69V165H71V167L74 169H72L73 170V173L74 172H79V176L78 175H76V173L75 174H72V175H68L66 178H60L61 176H57V175H55L56 174V172L54 173V172H52V166L50 167L51 168V172L52 173H54V174H49V172H48V178H43V175H42V171L43 170H41V168H43V166H44V163L42 164L41 162V160H40V157L38 156V159H37V161H36V159L35 158H33V159H35V161H33V160H31V161H33L35 164H37L38 166L37 167H39V173H41V175H42V177L39 175H32L31 176V174L32 173H36V172H34L33 171V169H35V167L34 168H32L31 169V173L29 172H27V169H28V167H27V164H25V163H27V162H25L24 163V159H25V156L27 155V154H29V151H28V153L27 152H25V150H24V148L26 147V146H28L27 145V143H26V141H27V137H26V135L27 134H29L30 133V129H29V126H27L28 127V129H27V127H25V128H23V127H20L19 125H17V123H9L10 125V128L8 129V130H4V131H2L1 132V130H0V169H3L4 167H5V165H7V169H3L4 171H5V175L4 174H0V264H69V263H71V259H72V254L73 253H77L78 251H79V253H80V249L81 250H83V246H85V245H89V244H94V246H92V247H95V245H97V246H99V247H102L103 248V246H104V248L106 247V243L108 244V242H109V239H112V240H116V239H118V240H124V238H123V236L124 235H132L133 233H135L134 232V230H135V228L137 227L135 224H133V226L132 225H129V224H127V222H125V224L123 223V221L121 222V216H123V217H125L129 212H131L132 211V215L136 212V214L138 213V217H139V215L141 214V216L142 217H144V215L143 214H145V218H147V219H153V217H151V215H152V208L153 207H155V206H153L152 207V204H150L147 200L149 199H147L146 198V206L145 205H143L144 203H145V201L144 202H139L138 200V202L135 200V201H133V203H132V206H131V204L130 203H128V201L130 200V197H131V192H133L135 195H136V193H138V190L136 191L135 189H137L140 185H137L138 183H139V181H138V183L137 184H135L136 182L135 181H133L136 177H135V175L134 176H131L130 177V174L131 173H129V172H127V170L126 169H121L120 168V166L118 167L119 169H121L120 171L117 169H115L116 171H118V172H113L112 170H113V168L111 169L110 168V166L112 167L114 164H113V161L111 162V160L109 161V158H111V157H109V155L110 156H115V158L116 157H118V160L116 159L115 161H119L120 159H119V155H121V153L125 150V148H124V150H122V148H120L121 149V151L119 152L120 154H118V153H116L119 149H116V147H112V145H110L109 144V142H107V140H106V137H105V135H106V133H104V122L102 121V117L101 118H97ZM104 119H105V117H104ZM136 119V118H135ZM137 119H139V117L137 118ZM143 119V118H142ZM146 119V118H145ZM152 119V118H151ZM185 119V118H184ZM232 119V118H231ZM241 119V118H240ZM246 119V120H247ZM258 119V118H257ZM11 120V119H10ZM38 120V119H37ZM41 120V121H42ZM59 120V119H58ZM67 120H68V118H67ZM139 120H141V119H139ZM153 120H155V119H153ZM159 120V119H158ZM160 120H161V118H160ZM164 120V119H163ZM167 120H168V118H167ZM166 120V121H167ZM175 120H177V119H175ZM180 120V119H179ZM237 120V119H236ZM249 120V119H248ZM258 120H260V119H258ZM258 120H257V123H258ZM262 120H263V122H264V119H262L261 118V121L259 122V123H261L262 122ZM2 121H4V120H2ZM18 121V120H17ZM38 121H40V119L38 120ZM40 121V122H41ZM48 121V120H47ZM50 121V120H49ZM51 121H54V120H51ZM62 121V120H61ZM84 121V120H83ZM88 121H90V120H88ZM137 121V120H136ZM148 121H150V119L148 120ZM166 121H163V122H166ZM172 121V120H171ZM170 121V122H171ZM178 121V120H177ZM182 121H183V119H182ZM186 121V120H185ZM184 121V122H185ZM242 121H244V119L242 120ZM249 121H252L251 119L249 120ZM254 121V120H253ZM10 122V121H9ZM19 122V121H18ZM21 122H22V120H21ZM25 122V121H24ZM36 122V121H35ZM45 122V121H44ZM58 122L59 121H57L56 122V120H55V124L54 125H56V123H57V125H59L58 124ZM66 122V121H65ZM71 122V121H70ZM94 122V121H93ZM141 122V121H140ZM144 122H145V120H144ZM147 122V121H146ZM152 122H154V121H152ZM168 122V121H167ZM176 122V121H175ZM246 122V121H245ZM5 123V122H4ZM80 123V122H79ZM83 123V122H82ZM82 123H80V124H82ZM89 123V122H88ZM132 123H134V122H132ZM137 123H138V121H137ZM136 123V124H137ZM143 123V122H142ZM151 123V122H150ZM172 123H173V121H172ZM178 123V122H177ZM181 123V122H180ZM179 123V124H180ZM187 123H189V122H187ZM208 123H209V121H208ZM211 123V122H210ZM236 123V122H235ZM238 123H240V122H238ZM248 123V122H247ZM256 123V122H255ZM2 124V123H1ZM7 124V123H6ZM18 124H20V123H18ZM22 124V123H21ZM24 124H26V123H24ZM32 124H34V123H32ZM43 124V123H42ZM62 124V123H61ZM60 124V125H61ZM64 124V123H63ZM76 124V123H75ZM84 124V123H83ZM82 124V125H83ZM85 124H87V123H85ZM139 124V123H138ZM144 124V123H143ZM143 124H142V126H143ZM148 124V123H147ZM152 124V123H151ZM154 124V123H153ZM156 124V123H155ZM154 124V125H155ZM163 124V123H162ZM169 124V123H168ZM171 124V123H170ZM170 124L168 125V126H170ZM197 124V123H196ZM195 124V125H196ZM202 124L200 125V126H202ZM226 124V123H225ZM230 124V123H229ZM228 124V125H229ZM243 124V123H242ZM241 124V125H242ZM250 124V123H249ZM251 124H254V123H251ZM262 124V123H261ZM5 125V124H4ZM46 125H48V124H46ZM50 125V124H49ZM72 125V124H71ZM74 125V124H73ZM79 125V124H78ZM140 125V124H139ZM160 125V124H159ZM171 125H175V124H171ZM198 125V124H197ZM214 125V124H213ZM236 125V124H235ZM234 125V126H235ZM237 125H239V124H237ZM26 126V125H25ZM34 126V125H33ZM76 126V125H75ZM75 126H74V128H75ZM81 126V125H80ZM85 125H83V127H84ZM89 126H92V124H90ZM130 126H131V124H130ZM132 126H134V125H132ZM136 126V125H135ZM145 126H146V123H145ZM161 126V125H160ZM186 126V125H185ZM188 126H190V125H188ZM188 126H186V127H188ZM231 126V125H230ZM234 126H233V128H234ZM240 126V125H239ZM245 126H246V124H245ZM249 126V125H248ZM253 128H254V126L253 125H251ZM46 127V126H45ZM69 127V126H68ZM82 127V126H81ZM137 127V126H136ZM141 127V126H140ZM144 127V126H143ZM142 127V128H143ZM148 127H149V125H148ZM155 127V126H154ZM175 127V126H174ZM179 127V126H178ZM183 127V126H182ZM193 127V126H192ZM196 127V126H195ZM224 127H225V125H224ZM238 127V126H237ZM243 127H244V125H243ZM37 128V127H36ZM38 128H39V124H38ZM57 128H58V126H57ZM77 128H80V127H77ZM77 128H76V131H77ZM91 128V127H90ZM106 128V127H105ZM147 128V127H146ZM146 128H144V129H146ZM152 128H153V126H152ZM152 128H150V130L152 129ZM169 128V127H168ZM181 128V127H180ZM185 128V127H184ZM227 128H228V126H227ZM241 128H242V126H241ZM248 128V127H247ZM252 128V129H253ZM255 128H258V127H255ZM6 129V128H5ZM34 129V128H33ZM48 129V128H47ZM85 129H87V128H85ZM175 129V128H174ZM194 129L195 128H193V131H194ZM231 129H232V127H231ZM235 129V128H234ZM245 129H246V127H245ZM35 130V129H34ZM41 130V129H40ZM44 130H46V129H44ZM107 130V129H106ZM143 130V129H142ZM148 130H149V128H148ZM150 130H149V132H150ZM153 130V129H152ZM156 130V129H155ZM169 130V129H168ZM168 130H167V132H168ZM171 130V129H170ZM169 130V131H170ZM179 130V129H178ZM178 130H176V131H178ZM191 130V129H190ZM205 130H206V128H205ZM233 130V129H232ZM241 130V129H240ZM247 130V129H246ZM246 130H245V132H246ZM249 130V129H248ZM263 130V129H262ZM39 131V130H38ZM46 131H48V130H46ZM79 131H81V130H79ZM86 131V130H85ZM87 131H89V129L87 130ZM110 131V130H109ZM180 131V130H179ZM185 131H186V129H185ZM189 131V130H188ZM207 131V130H206ZM228 131H231V130H228ZM239 131V130H238ZM253 131V130H252ZM251 131V132H252ZM43 132V131H42ZM51 132V131H50ZM78 132V131H77ZM108 132V131H107ZM112 132V131H111ZM144 132V131H143ZM148 132V133H149ZM155 132V131H154ZM153 132V133H154ZM158 132V131H157ZM164 132V131H163ZM173 128H172V134H173ZM190 132V131H189ZM192 132V131H191ZM196 132V131H195ZM236 132H237V130H236ZM240 132V131H239ZM250 132V131H249ZM249 132H247V133H249ZM253 132H255V130L253 131ZM41 133V132H40ZM44 133V132H43ZM48 133V132H47ZM80 133V132H79ZM113 133V132H112ZM147 133V132H146ZM156 133V132H155ZM154 133V134H155ZM186 133H187V131H186ZM228 133V132H227ZM231 133H232V131H231ZM234 133V132H233ZM232 133V134H233ZM244 133V132H243ZM246 133V134H247ZM258 133V132H257ZM259 133H260V131H259ZM36 134V133H35ZM75 134H77V135H75ZM105 134V135H104ZM117 134V133H116ZM151 134V133H150ZM153 134V135H154ZM168 134V133H167ZM176 134V133H175ZM177 134H179V133H177ZM180 134H182V133H180ZM196 134V133H195ZM195 134H193L194 136H195ZM232 134L230 135V137L232 136ZM237 134V133H236ZM240 134H241V132H240ZM113 135H115L114 133H113ZM126 135V134H125ZM156 135V134H155ZM159 135H161V134H159ZM184 135V134H183ZM189 135V134H188ZM190 135H192V134H190ZM192 135V136H193ZM229 135V134H228ZM251 135H255V136H252V137H255L256 138V135L257 134H251ZM38 136L39 135H37V138H38ZM147 136V135H146ZM145 136V137H146ZM150 136V135H149ZM152 136V135H151ZM157 137H158V134L156 135ZM163 136H164V133H163ZM163 136H161V137H163ZM166 136V135H165ZM169 136H170V132H169ZM174 135H172V137H173ZM179 136V135H178ZM214 136V135H213ZM234 136V135H233ZM243 136V135H242ZM245 136V135H244ZM247 137H248V135H246ZM250 136V135H249ZM1 137H4L3 139L1 138ZM32 137V136H31ZM36 137V136H35ZM42 137H43V135H42ZM80 137V136H79ZM127 137V136H126ZM130 137V136H129ZM155 137V136H154ZM153 137V138H154ZM160 137V138H161ZM168 137V136H167ZM182 137V136H181ZM237 137H238V135H237ZM247 137H246V140H247ZM258 137V136H257ZM259 137H261L260 136V134H259ZM30 138V137H29ZM34 138V137H33ZM40 138V137H39ZM49 138V137H48ZM51 138V137H50ZM109 138V137H108ZM114 138V137H113ZM115 138H117V137H115ZM124 138V137H123ZM131 138V137H130ZM137 138V137H136ZM140 138V137H139ZM147 138V137H146ZM149 138V137H148ZM165 138V137H164ZM170 138V137H169ZM175 138V137H174ZM177 138V137H176ZM240 138H241V136H240ZM263 138V137H262ZM41 139V138H40ZM39 139V140H40ZM52 139V138H51ZM129 139V138H128ZM134 139V138H133ZM132 139V140H133ZM150 139H152V138H150ZM159 139V138H158ZM178 139V138H177ZM196 139V138H195ZM232 139V138H231ZM254 139V138H253ZM253 139H252V141H253ZM257 139V138H256ZM261 139V138H260ZM8 140H12V142H10V141H8ZM29 140V139H28ZM37 139H35V141H36ZM38 140V141H39ZM47 140V139H46ZM49 140V139H48ZM53 140V139H52ZM114 140H116V139H114ZM124 140H125V138H124ZM123 140V141H124ZM130 140V139H129ZM136 140H138V142H139V139H136ZM141 140V139H140ZM144 140V139H143ZM155 140V139H154ZM153 140V141H154ZM160 140V139H159ZM164 140V139H163ZM175 140V139H174ZM182 140V139H181ZM210 140H211V138H210ZM226 140H228V139H226ZM229 140H230V138H229ZM258 140V139H257ZM262 140V139H261ZM260 140V141H261ZM264 140V139H263ZM29 141H32V142H30V143H32V145H33V140H29ZM28 141V142H29ZM35 141H34V143H35ZM108 141H109V139H108ZM110 141H112V140H110ZM152 141V140H151ZM157 141V140H156ZM162 141V140H161ZM167 141V140H166ZM165 141V142H166ZM178 141V140H177ZM231 141V140H230ZM237 141H238V139H237ZM254 141H256V140H254ZM253 141V142H254ZM259 141V142H260ZM37 142V141H36ZM39 142H41V141H39ZM43 142V141H42ZM47 142V141H46ZM53 142V141H52ZM112 142H114V141H112ZM117 142H118V140H117ZM120 142V141H119ZM132 142V141H131ZM134 145L137 147L136 149H138V150H140V151H143V152H145V153H147V150H149V154L151 153L152 155V157L151 158H153L154 160H156V162H161V163H163V166H165V168L164 169H166V171L164 172L165 174L163 175V177H162V179L160 178V176H159V178L157 177V178H155V179H158V180H160V181H157V182H159V183H157L158 185H160V183L163 185V186H161V188L158 190L159 191V195H160V205H159V207H161L160 208V210H161V212H162V218L163 217H165L164 215H167L168 214V207H169V204H170V200H169V194H168V187H170V186H168L169 185V183H170V181H169V178H168V176H169V174H168V171H167V165H171V162H169L168 163V160H170V159H168V153L170 154L171 152L169 151H166L165 150V148H164V150L167 152L166 154H164V153H157V152H153V148H152V150L151 149H149L150 147H148V145H147V147H148V149L144 146V145H142V144H139L137 141H135L134 140ZM137 142V143H136ZM141 142V141H140ZM158 142V141H157ZM179 142V141H178ZM181 142V141H180ZM198 142V141H197ZM212 142H216V141H212ZM217 142V143H218ZM225 142V141H224ZM234 141H231V143H233ZM241 142V141H240ZM239 142V143H240ZM243 142V141H242ZM246 142V141H245ZM262 142V141H261ZM48 143V142H47ZM46 143V144H47ZM50 144L48 145V147L50 146V145H53L54 143H52L51 144V142H49ZM56 143V142H55ZM111 143V142H110ZM114 143H116V142H114ZM114 143H111V144H114ZM124 143V142H123ZM145 143V141L143 142V144ZM153 143V142H152ZM159 143V142H158ZM161 143V142H160ZM193 143V142H192ZM238 143V145L241 147V143L239 144ZM246 143H248V142H246ZM264 143V142H263ZM36 144V143H35ZM44 144H45V141H44ZM45 144V145H46ZM57 144V143H56ZM120 144H121V142H120ZM129 144V143H128ZM180 144V143H179ZM210 144V143H209ZM215 144V143H214ZM226 144V143H225ZM225 144H223L224 145V147H225ZM243 144V143H242ZM250 143H248V145H249ZM253 144V143H252ZM258 144H260V143H258ZM55 145V144H54ZM54 145H53V147H54ZM131 145H133V144H131ZM158 145V144H157ZM175 145V144H174ZM183 145V144H182ZM196 145V144H195ZM229 145V144H228ZM232 145V144H231ZM235 145H237V144H235ZM245 145V144H244ZM254 145V144H253ZM262 145V144H261ZM260 145V146H261ZM30 146V145H29ZM34 146V145H33ZM37 146V147H36ZM36 148L38 149L37 151H40V154H42L43 155V159L45 158V156H46V154H45V152H44V149L41 147V144H40V146L38 145V143L36 144ZM114 146H115V144H114ZM118 146V145H117ZM120 146V145H119ZM129 146H130V144H129ZM175 146H177V145H175ZM179 146V145H178ZM191 146H193V145H191ZM197 146V145H196ZM246 146V145H245ZM257 146V145H256ZM263 146V145H262ZM46 147V146H45ZM53 147L51 148L50 147V149H53ZM56 147V146H55ZM54 147V148H55ZM121 147V146H120ZM132 147H134V146H131V148ZM164 147V146H163ZM166 147V146H165ZM195 146H193V148H194ZM218 147V150H219V146H217ZM240 147H238V150H239V148ZM253 147V146H252ZM64 148V149H65ZM118 148V147H117ZM128 148V147H127ZM170 148V147H169ZM177 148V147H176ZM175 148V149H176ZM198 148V147H197ZM196 148V149H197ZM202 148V147H201ZM232 148V147H231ZM235 148V147H234ZM245 148V147H244ZM34 149V148H33ZM47 149H49V148H47ZM61 149V148H60ZM59 149V150H60ZM63 149V150H64ZM135 149V148H134ZM156 148H154V150H155ZM174 149V148H173ZM172 149V150H173ZM174 149V150H175ZM195 149V148H194ZM199 149H200V147H199ZM198 149V150H199ZM221 149V148H220ZM229 149H230V147H229ZM252 149V148H251ZM255 149V148H254ZM27 150H29V149H27ZM36 150V149H35ZM46 150V149H45ZM132 150V149H131ZM159 150V149H158ZM168 150V149H167ZM202 150V149H201ZM237 150V151H238ZM244 150V149H243ZM258 150H260V147H259V149ZM36 151V152H37ZM49 151H52V150H49ZM61 151V150H60ZM116 151V152H115ZM156 151V150H155ZM160 151V150H159ZM158 151V152H159ZM162 151V150H161ZM164 151V152H165ZM177 151V150H176ZM216 151V149L214 150V152ZM222 151V150H221ZM220 151V152H221ZM230 151V150H229ZM232 151H234V149L232 148ZM231 151V152H232ZM236 151V152H237ZM246 151H247V148H246ZM254 151V150H253ZM263 151V150H262ZM65 152V151H64ZM142 152V153H143ZM163 152V151H162ZM198 152H200V151H198ZM217 152H219V151H216V154H217ZM257 151H255V153H256ZM46 153H47V150H46ZM50 153V152H49ZM52 153V152H51ZM55 153V152H54ZM174 153V152H173ZM223 153V152H222ZM221 153V154H222ZM239 153H240V151H239ZM247 153V152H246ZM245 153V154H246ZM248 153H249V151H248ZM251 153V152H250ZM249 153V154H250ZM253 153V152H252ZM254 153V155H256L257 156V154H255ZM259 153V152H258ZM261 153V152H260ZM35 155H36V153H34ZM56 154V153H55ZM62 155H63V153H61ZM125 154V153H124ZM133 154V153H132ZM139 155H140V153H138ZM144 154V153H143ZM149 154H148V156H149ZM175 154V153H174ZM178 154V153H177ZM212 154V153H211ZM210 154V155H211ZM214 154V153H213ZM216 154H214V155H216ZM227 154H228V152H227ZM227 154L225 155L226 157H227ZM248 154V155H249ZM31 155H33V154H31ZM50 155H52V154H50ZM65 155V154H64ZM123 155V154H122ZM127 155V154H126ZM145 155H147V154H145ZM210 155H209V157H210ZM213 155V156H214ZM218 155H220V153L218 154ZM230 155V154H229ZM252 155V154H251ZM251 155H250V157H251ZM262 155V154H261ZM30 156V155H29ZM48 156V155H47ZM59 156V155H58ZM61 156V155H60ZM67 156V155H66ZM123 156H125V155H123ZM122 156V157H123ZM130 156V158L132 157L131 156V154L130 155H128V156H126V158H128ZM168 156V157H167ZM175 156V155H174ZM176 156H178V155H176ZM212 156V157H213ZM217 156V155H216ZM259 156V158L258 159H260V155H258ZM34 157H36V156H34ZM48 157H50V156H48ZM54 158H56V159H58L57 158V156L55 157V155L53 156ZM53 157H52V159H53ZM109 157V158H108ZM121 157V156H120ZM138 156H136V158H137ZM219 157L221 158V156H218V159H219ZM222 157H223V154H222ZM230 157V156H229ZM235 157V156H234ZM236 157H237V153H236ZM245 157V156H244ZM243 157V158H244ZM51 158V157H50ZM114 157H113V159H115ZM124 158V157H123ZM132 158H134V156L132 157ZM142 158V157H141ZM148 158V157H147ZM146 158V159H147ZM150 158V157H149ZM148 158V162H145L144 163V165H146L147 166V169H145L146 171L147 170H149V168L148 167H150V165H152V162L150 163V159ZM171 158H173V156L171 157ZM248 158V157H247ZM45 159H47V157L45 158ZM64 159V160H65ZM112 159V158H111ZM112 159V160H113ZM125 159V158H124ZM175 158H173V160H174ZM216 159H217V157H216ZM223 159V158H222ZM242 159V158H241ZM245 159V158H244ZM250 159V158H249ZM28 160H30V159H28ZM50 160V159H49ZM48 160V161H49ZM61 160H63V159H61ZM63 160V161H64ZM121 160H122V158H121ZM129 161H130V159H128ZM127 159H125V161H126V164L125 165H127V162H129ZM138 160V159H137ZM215 162L217 161V160H215V159H213ZM213 160H211V161H213ZM220 160V159H219ZM219 160H218V162H219ZM229 160H232V159H229ZM229 160H227V161H229ZM237 160V159H236ZM239 160H240V158H239ZM246 160V159H245ZM244 160V161H245ZM47 161V160H46ZM47 161V162H48ZM63 161H61V163H63ZM114 161V162H115ZM131 161H134V160H131ZM130 161V163H128V165H132V162ZM139 161V163H140V160H138ZM142 161V160H141ZM145 161H147V160H145ZM152 161V160H151ZM171 161V160H170ZM178 161V158H177V160H176V162ZM223 161V160H222ZM227 161H224V163L225 162H227ZM233 161V160H232ZM243 161V160H242ZM249 161V160H248ZM50 162V161H49ZM55 162H57V161H55ZM111 162V163H110ZM121 162V161H120ZM123 162V161H122ZM135 162V161H134ZM133 162V163H134ZM173 162V161H172ZM238 162V161H237ZM46 163V162H45ZM54 163V162H53ZM53 163L51 164V165H53ZM60 163V162H59ZM109 163L111 164L110 166H109ZM135 163H137V165H138V162L136 161ZM142 163H143V161H142ZM150 163V165L148 166L147 164H149ZM160 163V164H161ZM168 163V164H167ZM175 163V162H174ZM174 163H172V164H174ZM213 163V162H212ZM220 163V162H219ZM218 163V164H219ZM234 163V162H233ZM232 163V164H233ZM236 163V162H235ZM113 164V165H112ZM120 164V163H119ZM118 164V165H119ZM123 164H124V162H123ZM176 164H178V163H176ZM217 164V163H216ZM215 164V165H216ZM218 164L216 165V166H218ZM237 164H239V163H237ZM236 164V165H237ZM248 164V163H247ZM30 165V164H29ZM46 165H47V163H46ZM117 165V164H116ZM115 165V166H116ZM117 165V166H118ZM144 165H139V166H144ZM179 165V164H178ZM221 165H223V162H222V164ZM242 165V164H241ZM33 166H35L34 164H33ZM67 166V165H66ZM65 166V167H66ZM123 166V165H122ZM138 166V167H139ZM153 166V165H152ZM159 166V165H158ZM157 166V167H158ZM228 166H231V164H228ZM238 166V165H237ZM242 166H244L245 167V164L244 165H242ZM48 167V166H47ZM47 167H45V168H47ZM61 167V166H60ZM68 167V166H67ZM70 167V168H71ZM114 167V166H113ZM127 167V166H126ZM129 167H131V166H129ZM133 167H135V166H133ZM137 167V166H136ZM219 167V166H218ZM222 167V166H221ZM10 168H11V170H10ZM12 168H13V173H19V174H21L22 176H23V178L25 177L27 180H29L30 181V184L31 185H29L28 183V191H25V190H23L22 189V185H19V182H17V180H16V177H12L11 175V172L10 171H12ZM114 168H116V167H114ZM146 168V167H145ZM217 168V167H216ZM224 168V167H223ZM30 169V168H29ZM37 169V168H36ZM60 169H62V170H65V168H60ZM132 169H134V168H132ZM141 169H143V168H141ZM141 169H136L135 168V172H136V170L138 171H140ZM152 169V168H151ZM158 169H159V167H158ZM164 169L162 170V171H164ZM168 169H169V167H168ZM227 169V168H226ZM230 169H231V167H230ZM233 169V168H232ZM10 170V171H9ZM45 170V169H44ZM57 170V169H56ZM123 170V171H122ZM145 170L144 171H140V173H138V172H134V174H137V176L138 175H140L141 177H140V180H141V178L143 177H145V176H147L148 178L150 177L149 176V173L147 172H145ZM215 170H217V169H215ZM221 170V169H220ZM224 170V169H223ZM228 170V169H227ZM49 171V170H48ZM54 171V170H53ZM132 171V170H131ZM149 171H151V170H149ZM228 171H230V170H228ZM1 172V171H0ZM38 172V171H37ZM43 172H45V171H43ZM57 172H58V170H57ZM63 172L64 171H62V173H59L60 175H62L63 174ZM67 172H68V170H67ZM145 172V173H144ZM221 172V171H220ZM223 172V171H222ZM240 172V171H239ZM47 173V172H46ZM45 173V174H46ZM70 173V172H69ZM230 173V172H229ZM228 173V174H229ZM241 173V172H240ZM11 174V175H10ZM38 174V173H37ZM58 174V175H59ZM64 174H66L65 172H64ZM150 174H151V172H150ZM160 174V173H159ZM163 174V173H162ZM216 174V173H215ZM226 174V173H225ZM225 174H223V175H225ZM67 175V174H66ZM131 175H133V174H131ZM152 175V174H151ZM156 175V174H155ZM223 175H221V176H223ZM232 174H230V176H231ZM88 176H90V177H92V179H91V183H92V180L95 182V187L97 188L96 189V196L94 197L93 196V194H92V196H90V198H89V196L86 194V193H88L90 190L92 191V189L91 188H93V186L90 188V186L91 185H89L88 184ZM218 176V175H217ZM235 176H236V174H235ZM18 177H20V176H18ZM135 177V178H134ZM139 177V176H138ZM215 177V176H214ZM20 178H22V177H20ZM20 178H17V179H20ZM130 178H131V180L134 182V185H137L138 187L136 188L135 186V189H133V187H131L130 185V187L133 189V190H135V191H130V187L127 189V187H128V183H126L127 185H126V189H124L125 187H123V185H121L122 183V181H125V182H129V181H131L130 180ZM147 178V179H148ZM151 178V177H150ZM153 179H154V177H152ZM151 178V179H152ZM263 178H264V176H263ZM262 178V179H263ZM83 179V180H82ZM109 179H112L111 181V188L109 187V192L108 193H110L111 194V198L112 199H115L116 198V200H117V197L119 198V200L120 201H118V202H122V204L121 205H119V203H118V205H119V208L117 209V208H112V209H114V213H113V216H111L112 217V220H110L109 218H108V220H107V218H106V220H107V224L106 225H104V227H96V228H93V229H91L92 227H94V225H96L98 222H100V221H105V218H102L101 216H100V219L97 217H94V216H92V215H90L91 213H88V211H87V209L86 208H81V206L82 205H89L90 204V202L91 203H93L92 205L95 207V209H96V212L97 213H100V215L103 213V209H104V206L106 205L105 203L107 202V197H108V195H107V197H105L106 196V191H108V189H106V187L108 186L107 185V183H106V181L107 182H109L108 180ZM138 179V178H137ZM145 179H146V177H145ZM154 179V180H155ZM218 179V178H217ZM225 179V178H224ZM127 180H129V181H127ZM226 180V179H225ZM230 180V179H229ZM228 180V181H229ZM21 181V180H20ZM88 181V182H87ZM131 181V182H132ZM137 181V180H136ZM142 181V180H141ZM146 181V180H145ZM152 181V180H151ZM215 181H216V179H215ZM22 182V181H21ZM23 182H25V181H23ZM22 182V183H23ZM130 182V183H131ZM133 182H132V184H133ZM143 182V181H142ZM219 182V181H218ZM226 181H223V183H225ZM230 182V181H229ZM263 182V181H262ZM90 183V182H89ZM145 183V182H144ZM147 183V182H146ZM150 183V182H149ZM220 183V182H219ZM227 183V182H226ZM110 184V183H109ZM150 184H152V183H150ZM156 184V183H155ZM228 184V183H227ZM260 184V183H259ZM147 184H145V186H146ZM157 185V186H158ZM220 185V184H219ZM110 186V185H109ZM133 186V185H132ZM154 187H155V185H153ZM221 186V185H220ZM225 187H227L226 185H225ZM259 187H260V185H259ZM261 187H262V185H261ZM264 187V186H263ZM89 188H90V190H89ZM140 188V187H139ZM138 188V189H139ZM148 189L150 188V187H147ZM146 187L144 188L145 190L143 191L142 189H139V192H141V190H142V192H146V189H147ZM159 188V187H158ZM218 188V187H217ZM26 189V188H25ZM131 189V190H132ZM151 189V188H150ZM150 189H149V191H150ZM156 189V188H155ZM227 189H228V187H227ZM61 190V191H60ZM95 189L93 188V191H94ZM260 190H261V188H260ZM263 190V189H262ZM58 191H60V193L58 192ZM148 190H147V192H146V196L148 197L149 195H147V193L149 192ZM105 192V193H104ZM136 192V193H135ZM155 192V191H154ZM203 192V191H202ZM134 194H133V197H135L134 196ZM153 194V193H152ZM157 194V193H156ZM89 195H90V193H89ZM140 195L142 196H140L141 198H143L144 199V197H145V195H144V193H140ZM158 195V196H159ZM263 195V194H262ZM137 196H139V194H137ZM137 196L135 197V198H137ZM150 196H152V195H150ZM149 196V197H150ZM203 196H204V193H203ZM260 195L258 194V197H259ZM264 196V195H263ZM95 199H94V198ZM260 197H262V196H260ZM93 198V199H92ZM105 198H107V199H105ZM109 198H110V196H109ZM134 198V199H135ZM111 199V200H112ZM153 199V198H152ZM258 199V198H257ZM264 199V198H263ZM106 200V201H105ZM132 200V199H131ZM130 200V201H131ZM142 200V199H141ZM145 200V199H144ZM260 200V199H259ZM129 201V202H130ZM149 201H151V199L149 200ZM258 201V200H257ZM261 201V200H260ZM112 202V201H111ZM159 202V201H158ZM89 203V204H88ZM259 203V202H258ZM63 204V205H62ZM107 204H109V202L107 203ZM114 204H115V202H114ZM153 204H155V203H153ZM158 204V203H157ZM260 204V203H259ZM262 204V203H261ZM264 204V203H263ZM91 205V206H92ZM116 205H117V203H116ZM115 205V207H117ZM143 205V206H142ZM156 205V204H155ZM86 206V207H87ZM157 206V205H156ZM83 207V206H82ZM107 207V206H106ZM114 207V206H113ZM152 207V208H151ZM92 208V207H91ZM92 209H94V208H92ZM110 209H111V207H110ZM153 209H155V208H153ZM131 210V211H130ZM111 211V210H110ZM145 211V212H144ZM158 211V210H157ZM122 213L123 215H119L118 213ZM134 212V213H133ZM160 212V211H159ZM160 212V213H161ZM166 212H167V214H166ZM264 212V211H263ZM96 214V213H95ZM130 214V213H129ZM93 215H94V213H93ZM108 215H110V214H108ZM263 215V214H262ZM130 216V215H129ZM123 217H122V220H124L123 219ZM127 217H128V215H127ZM127 217H126V219H127ZM133 217V216H132ZM132 217H130L129 219H132ZM136 217V216H135ZM134 217V218H135ZM137 218V217H136ZM262 218H264V217H261V219ZM115 220H120V222L121 223H123V226H122V228H124V232H121V230H119L120 228H121V226L119 227V222L118 221H115ZM138 220V219H137ZM144 219H142V221H143ZM146 220V219H145ZM114 221L118 224V227H119V229H117L118 227L116 226L115 227V225H114ZM130 222L132 221V220H129ZM136 221V220H135ZM134 220H133V222H135ZM149 223H150V220H147ZM153 221V220H152ZM262 221V220H261ZM101 222V223H102ZM148 222H146V223H148ZM263 222V221H262ZM100 223V224H101ZM120 223V224H121ZM136 223V222H135ZM137 223H140V222H137ZM142 223V222H141ZM144 223V222H143ZM142 223V224H143ZM131 224V223H130ZM141 224V225H142ZM139 225V224H138ZM141 225H139V227L141 226ZM142 226H144V224L142 225ZM145 226H147V224H145ZM150 227V226H149ZM152 227V226H151ZM144 228V227H143ZM147 228L148 227H146V229L145 230H147ZM123 230V229H122ZM136 230H137V228H136ZM139 231L138 232H140V230H142L143 231V229L141 228V229H138ZM149 230V229H148ZM148 230H147V232H148ZM151 230V229H150ZM150 230H149V232H150ZM125 232L127 233V234H125ZM143 233V232H142ZM124 234V235H123ZM136 234H137V232H136ZM140 234H141V232H140ZM129 236V237H130ZM139 236V235H138ZM141 236V235H140ZM118 240H116V241H118ZM113 242V241H112ZM126 242V241H125ZM111 243V242H110ZM115 243H117V242H115ZM114 243V244H115ZM119 243V242H118ZM118 243H117V245H118ZM126 244V243H125ZM88 245H87V247H88ZM120 245V244H119ZM122 245V244H121ZM110 246H112V245H110ZM121 247V246H120ZM125 247V246H124ZM127 247L128 246H126V249H127ZM103 248V250H105ZM107 248V247H106ZM115 248H118V246H115ZM122 248V247H121ZM92 249V248H91ZM93 249H95V248H93ZM92 249V250H93ZM97 249V248H96ZM114 249V248H113ZM123 249V248H122ZM122 249H119V250H122ZM87 250V248L85 249V251ZM88 250H89V248H88ZM87 250V251H88ZM107 250V249H106ZM77 251V252H76ZM95 252V251H94ZM98 252V251H97ZM107 252H109V250L107 251ZM114 252V251H113ZM116 252V251H115ZM114 252V253H115ZM102 253V252H101ZM104 253V252H103ZM119 253V252H118ZM82 255V254H81ZM86 255V254H85ZM107 255V254H106ZM109 255V254H108ZM80 256V255H79ZM113 256H115L114 254H113ZM118 256H119V254H118ZM75 257V256H74ZM80 257H83V256H80ZM163 257V262L164 263H167V261H168V258H166L164 255L162 256ZM77 258V257H76ZM116 258V257H115ZM100 259V258H99ZM113 259V258H112ZM124 259V258H123ZM127 259V258H126ZM105 260V259H104ZM132 260V259H131ZM75 261H77L76 259H75ZM82 261H84V260H82ZM107 261V260H106ZM114 261V260H113ZM73 262H74V260H73ZM73 262L71 263V264H73ZM77 262H79V261H77ZM77 262H76V264H77ZM110 262V261H109ZM136 262V261H135ZM101 263V262H100ZM103 263V262H102ZM105 263V262H104ZM115 263V262H114ZM75 264V263H74ZM79 264V263H78ZM132 264V263H131ZM133 264H134V262H133Z\"/></svg>", "mask_w": 264, "mask_h": 264}]
</instances>
